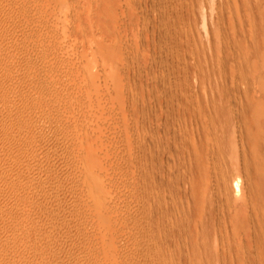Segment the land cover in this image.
I'll list each match as a JSON object with an SVG mask.
<instances>
[{"label": "rangeland", "instance_id": "rangeland-1", "mask_svg": "<svg viewBox=\"0 0 264 264\" xmlns=\"http://www.w3.org/2000/svg\"><path fill=\"white\" fill-rule=\"evenodd\" d=\"M10 1H11V3H10ZM12 1H13V3H12ZM24 1L25 0H18V2H17V0H0V2H1V5H0V17H1L0 18V33H1V35H0V37H1L0 38V42H1L0 43V47H1L0 48V51H1L0 52V78H1L0 79V89L1 90L0 91L1 92H0V94L4 91L3 94L0 95V112H1L0 113L1 114L0 115V122H3V123H0V136H1L0 137V143H2V144H0V146H1L0 147V153H1L0 157L3 155L1 157L2 159H0V166H1L0 168L3 169V170L0 169V189H1L0 190V197L2 196L0 198V201H1L0 202V205H1L0 206V214H2V212H3V214L0 215V250L2 251V252L0 251V264H9V263L10 264H142V263L143 264H147V263L148 264H152V263L153 264H159V263H156V261L155 262L150 261V263H149V259L151 258V255L153 253L152 250H154L155 251L154 253H156V249H158V247H161L160 244H162V235L160 237L159 234H161V232H160L159 228L154 229V228H157V226L153 227V228H151V227L146 228L147 233L145 234V238L147 237V234H148V237H147L148 239L144 238L143 240L145 241V243L142 244V246L145 245V248L147 246L146 251H144V249H145L144 246H143L144 249L140 246L143 249L142 251H141V248L138 246L139 244H141L139 238L142 237V234L140 232V228L138 226V214H137L138 211L140 210L139 206H141V204H140V198L141 197L140 196H139L140 198L137 197L139 195L138 187H139L140 183H143V180H144V183H146V185H149V184H147V182L150 183L151 178L154 180V183H157L160 181L161 173L167 171L166 169L168 166H166V167L163 166L164 164H166V161L163 160L164 159L163 157H166L165 159L167 160L168 153H171V154L173 153L172 155L171 154L168 155L169 159L170 158L172 159L173 156H175L177 158V156H176L177 152L180 153L179 154L180 157L182 156L184 159L185 158L188 159L189 154H191V151H192V155H193V153H194L193 149L198 148L197 146H198L199 142H200V144H201V141H203L202 143H205V144H207V143L210 144V142L214 143L213 140L216 141V139H217V138L215 139V137L222 136L223 130L225 131L223 134L232 133V135H233V132L231 129L233 126L232 122H234V124L238 123L236 125L237 129L235 128V130H233L236 134V135L234 134L235 137L238 139H240V135L242 134V132L244 133V135L246 134L245 137H247V138L248 137L252 138V136H254L255 134H256L255 136H258V135L262 134V131L264 133V130H263L264 129V127H263L264 119L262 118V117H264V115H262V117L259 116V119H256V118L254 119L253 115H248L246 113V112L250 111V110L247 111L248 106H244L245 108L242 109V111H244V114L241 116L242 111L240 113L236 112L237 110L235 109L236 108L235 105L233 107H231L234 102H232L231 105H228V102L229 101L231 102L232 99L234 98V96L239 93V92H237V90H241L244 87L250 89L256 83H257V85L254 86L255 88L253 87V90L254 89L256 90V88H257V90L262 91V89H264V71H263L264 70V0H65V1L64 0H58V1L57 0H50V1L49 0H39V1L38 0H26L25 2ZM16 5H18V6H16ZM65 5L67 6V8ZM246 5L249 7L247 8ZM13 10H15V11L13 12ZM19 11H21V12H19ZM64 13L66 14L67 17H65ZM246 13H248V14H246ZM62 15L64 16L65 19L67 18L66 22H64L65 20H64ZM239 15H240L241 19L243 18L242 20L240 19L241 22H239V20H237L240 18ZM12 17H13V20H12ZM45 17H47V18H45ZM80 17H81V19H80ZM74 18H75V20H73ZM250 18L253 21H251V20L249 21ZM16 19H17V21H16ZM82 19L84 22L82 21ZM6 20L8 22H5ZM79 20L82 21L83 23L80 22ZM89 20H90V22H87ZM234 20H236V21H234ZM62 21L64 23H66L65 25L67 27H65V25ZM75 21L79 22V23H77V25H76ZM215 21H216V24L218 26L215 24ZM14 22L16 24H14ZM218 22H220V23H218ZM221 23H222V26L220 25ZM240 23H243L242 25H245V28H244V26H240ZM6 24H7V26H6ZM233 24H236V27ZM262 24H263V26H262ZM63 25H64V27H63ZM78 25H79V27H82V28L81 29L76 28V26L78 27ZM214 25H215V28H214ZM18 26H19V28H18ZM74 26H75V28H74ZM216 26L218 28H219V26L221 27L219 29L217 28L219 34H216L218 32H214V30H213V29L216 30ZM1 27H2V30H1ZM53 27L54 28L57 27V29L58 28L61 29V30H59V32L60 33L62 32L61 33L62 35H60V33L58 32V35H59L58 36L57 31H56L57 29L56 28L54 29ZM254 27H255V29H254ZM49 28H51V29H49ZM64 28H66V32H65ZM234 28H236L237 30ZM239 28H241V30ZM17 31L18 32L20 31V32L18 33ZM48 31L51 33V35H50V33H48ZM15 32H17L18 34ZM55 32H56V34H55ZM63 32H65V36L63 35ZM220 32L221 33L223 32L224 34L223 33L222 34L225 35L226 37L223 36L222 34L220 36ZM214 33L216 34V36L218 35L216 42L218 43V41L219 42L221 41V43H223V44L220 45V43L217 44L214 41L216 39V37H214ZM52 35H53L54 39H53ZM14 36H15V38H14ZM103 36H105L104 37L105 39L102 38ZM240 36H241V38H240ZM59 37H60V40H58ZM194 37H195V39H194ZM221 37H223V38H221ZM56 38H57V40H56ZM229 38L232 39V41ZM108 39H109V41H107ZM228 39H229V41H228ZM3 40H5V41H3ZM224 40H225V43H224ZM255 40H256V42H255ZM51 41H53V42H51ZM113 41H114V43H113ZM238 41L240 43H237ZM4 42H5V44H4ZM44 42H46V43H44ZM107 42L111 45H108ZM110 42H112V43H110ZM226 42H229V43H226ZM231 42H233V43H231ZM234 42L239 44V45H237L235 43L236 49L238 47V49H237L238 52L235 49V47L233 46ZM9 43H11V44H9ZM45 44H46V46H45ZM227 44H228V46H227ZM47 45H49V47H47ZM113 45H114V48H111ZM214 45H219V46L214 47ZM231 45L233 46L232 50H231V48H232ZM11 46H13V47L11 48ZM51 46L53 47V49ZM14 47H16V48L14 49ZM108 47H109V49L111 48L110 51L112 50L111 51L112 53H113V51H115V53H113L114 55H111L109 53L110 51L108 52V50L106 49ZM19 48H20V50H17ZM47 48L50 50V51L48 50L49 52L45 51V50H47ZM218 48H220V50ZM221 48L223 51L221 50ZM227 48H230L231 52ZM62 49L64 50L63 52H62ZM104 49H105V51H107L110 54V56L112 58H110V56L107 57L108 53H105V51L102 52V50H104ZM4 50H5V52H4ZM7 50H8V52H7ZM15 50H16V52H15ZM218 50H219V52H218ZM117 51H118V53H120V55L117 54ZM215 51H217V52H215ZM233 52H234V54H233ZM5 53H7V54H5ZM40 53L42 55H40ZM52 53H54V56L51 57L50 55H53ZM55 53H56V55H55ZM103 53H105V57H107L109 60H106V58L103 57L104 56ZM236 53H237V55H236ZM243 54L247 55V59L245 56L243 57ZM29 55H31V56H29ZM47 55H49V56H47ZM13 56H15V58ZM27 56H29V57H27ZM40 56L42 57L43 60L41 59ZM57 56H58V58H57ZM113 56H115V57H113ZM119 56H121V59ZM239 56H240V58L242 57L241 60L239 59ZM117 57H119V58H117ZM16 58H17V60H16ZM56 58L59 60H57ZM44 59H45V62H48V63L43 62ZM52 59H56V60L52 61ZM110 59H113L112 61L114 63L112 61H110ZM242 59L245 61H243ZM20 60H21V62H20ZM247 60H249V61L247 62ZM3 61H4V63H3ZM11 61H13L14 63ZM17 61H18V63H17ZM238 61L240 62V64ZM6 62L7 63L9 62V63L7 64ZM49 62H51L52 64ZM59 62H61V63H59ZM63 62H64V64H63ZM241 62H242V64H241ZM245 62H246V65H245ZM19 63H20V65H19ZM32 63H33V65H32ZM109 63H110V65H108ZM237 63L239 66L237 65ZM42 64L43 65L45 64V65L43 66ZM54 64H56V65H54ZM88 64L90 66H92V68H91L92 72L91 73L93 74L95 72L94 76L92 74L90 75L89 71H86L87 70L86 66H88ZM249 64H250V66H249ZM46 65H47V67H46ZM241 65L243 66V68ZM251 65H252V68H251ZM25 66L26 67L28 66V67L26 68ZM31 66H34V67H31ZM109 66H111V67H109ZM246 67H247V69H246ZM31 68H32V70H31ZM72 68H74V69H72ZM75 68H77L78 70ZM67 69L69 72L66 71ZM241 69L244 70L245 72L244 71L242 72ZM253 69H255V70H253ZM102 70L103 71L105 70V71L103 72ZM249 70H250V72H249ZM28 71L30 73H28ZM61 71H62V73H60ZM71 71H72V73H70ZM254 71H255V73H253ZM84 72L88 73V76ZM105 72H107V73H105ZM248 72H249V74H253V78H251L252 75L249 76ZM37 73H38V75H37ZM52 73H53V75H52ZM63 73H64V75H63ZM109 73H111V74H109ZM245 73H247L248 75H245ZM17 74H18V77H17ZM54 74H55V76H54ZM254 75H255V77H254ZM9 76H11V77H9ZM60 76H63L64 80L61 79L62 77H60ZM67 76H69V77H67ZM112 76H113V78H112ZM211 76H212V78H211ZM247 76H249V78L251 80H255V82L253 81L254 84L250 79H248ZM82 77H83V79H82ZM87 77H89V78H87ZM118 77H120V78H118ZM241 77L244 79L240 80V79H242ZM31 78H33L37 83L34 82L33 79L31 80ZM22 79L25 81H23ZM87 79L89 81L91 79V82H88L89 83L88 85L86 83L88 81ZM92 79H94V80H92ZM115 79H117V80H115ZM203 79L205 80L206 84H205V82H203L204 81ZM65 80L68 81V82H66L67 84L64 82ZM245 80H246V86H245ZM20 81H21V83H20ZM104 81H106V82H104ZM118 81H119V83H118ZM208 81L210 83H208ZM242 81H244V84ZM16 82H18V83H16ZM80 82H81V84H80ZM83 82H84V84H83ZM240 82H242V83H240ZM247 82H248V84H247ZM6 83L8 85H6ZM15 83L18 85H15ZM34 83L36 84V86ZM92 83H96V85L92 84ZM107 83L111 84L112 86L108 85ZM216 83L218 84V86H215ZM4 84L6 86H4ZM23 84H25V85L23 86ZM65 84L67 86H65ZM68 84H69V86H68ZM116 84L120 88H118V87L116 88V86H117ZM202 84L207 89L206 91L204 89L205 93L203 91L204 87L202 86ZM220 84H221V86H220ZM237 84H239V85H237ZM250 84H253V85L251 86ZM92 85L94 87H92ZM114 85H115V87H114ZM207 85H208V87H206ZM236 85L238 86V89H236ZM247 85L248 86L250 85V86L247 87ZM8 86H9V90H7ZM31 86H34V87H31ZM63 86H64V88H63ZM88 86H90V87H88ZM96 86H98L99 89ZM106 86H107V88H106ZM209 86L212 89H209ZM233 86L235 87L236 91L233 90V88H234ZM239 86H240V88H239ZM17 87H19V90L17 89ZM40 87H41V90H40ZM48 87H49V91H48ZM108 87H110V88H108ZM213 87L216 89V91L214 90ZM218 87L219 88L222 87L225 89L228 88L229 90H231V92L228 90L229 93H231V94L233 93L232 95L227 94V95H229V96H227L226 93H228V91H226L225 89L223 90L221 88L223 93L220 92V95H223L224 92L226 91V93L222 97L224 98L225 96H227L226 99H229V101L227 100L228 101L227 102L228 108H226L227 107V105H226V107H225L226 109H228L229 111L230 110H236V111H232V112L230 111V113L228 112L229 115L232 114L233 112L234 113L236 112L235 114H233L234 116L232 115L233 119L235 117L234 121H233V119L231 120V117H232L231 115H230V118H229V116H227L226 118L224 117V120L222 119L223 118L222 114L223 113L226 114L228 110H224L226 112H223V113L219 112L218 115H220V116L222 115L221 117H219V118H221V120H220L218 117H216L217 115H216L215 110L212 107H210L209 104L208 105L204 104L205 106H207V108L209 106L208 109L203 105V103L208 101L207 99H205L206 96H207V98L208 97L211 98L210 93H212V94L217 93V95H219L217 90L219 91L220 89ZM180 88H182V89L180 90ZM258 88H260V89H258ZM185 89H187V90H185ZM190 89H191V91H190ZM43 90H45V91L47 90L46 91L47 93ZM101 90L103 92H101ZM107 90L108 91L110 90V92H108ZM212 90H214V93L212 92ZM253 90H252V93H253ZM11 91H12V93L9 94ZM54 91H55V93H54ZM116 91H118L119 94H118V92L116 93ZM32 92H34V93H32ZM41 92H43V93L45 92V94H43ZM165 92H168V93H165ZM181 92L184 95L186 93H189V94H186L185 97H184V95H182L183 96L182 97L180 94ZM207 92L208 93L210 92V93L208 94ZM249 92H251V91H248V93ZM172 93H174V94H172ZM234 93H236V94L234 95ZM19 94H21V95L19 96ZM50 94L53 96H51ZM108 94L111 96H108ZM115 94H118L119 97H117V95H115ZM175 94L178 96H176ZM197 94L200 96H198ZM14 95L16 97H14ZM17 95H18V97H17ZM41 95H46V97L44 98V96H41ZM63 95H65V96H63ZM188 95H189V97H188ZM241 95H243V94H241ZM241 95L238 94V97L240 98ZM254 95H255V92H254ZM68 96H69V99H68ZM167 96L169 97L168 98L169 100L166 98ZM196 96H198V98ZM236 96H235V98H236ZM243 96H245V95H243ZM172 97H174V98H172ZM178 97H179V99H178ZM190 97H191V99H190ZM65 98H67V99H65ZM89 98H92L93 100H91ZM100 98H102V99H100ZM235 98L233 99V101L235 100ZM242 98H244V97L241 96V99ZM245 98H246V96H245ZM95 99H96V101H95ZM104 99L106 102L103 101ZM21 100H22V102H21ZM89 100H91V101H89ZM166 100H167V102H166ZM170 100H171L172 104H171ZM197 100H198V102H197ZM7 101H8V103H7ZM77 101H79V102H77ZM159 101L161 103H158ZM199 101H201V102H199ZM225 101L226 100L224 98V102ZM23 102H26V103L23 104ZM52 102H54L55 104ZM193 102L195 105L192 104ZM89 103H91V104H89ZM115 103L117 104V106ZM154 103H156V104H154ZM190 103H191V105H190ZM18 104H19V106H18ZM112 104L114 106H112ZM30 105H32V106H30ZM196 105H197V107H196ZM199 105H200V107L204 106L206 108L207 114L204 112L205 109L203 110V108L202 107L200 108ZM13 106H16V107H13ZM43 106H44V108H43ZM86 106H87V108H89V110L87 108L85 110ZM193 106H195V107H193ZM23 107H24V109H23ZM91 107H93V109ZM188 107H189V110H188ZM14 108H16V109H14ZM62 108H64V109H62ZM66 108H67V110H66ZM81 108L83 109L84 112L81 111L82 110ZM165 108L168 111L167 113H166ZM194 108H195V111H194ZM1 109L3 110V112L1 111ZM4 109H5V111H4ZM18 109L21 111H19ZM29 109H30V111H29ZM32 109H34V111ZM53 109H55V110H53ZM76 109L78 111H76ZM160 109L162 111H160ZM200 109H202V110H200ZM218 109H220V108H218ZM13 110L16 112H14ZM158 110H159V113H157ZM208 110L214 112L215 114H212V112H209ZM44 111H45V113H44ZM54 111H56V112H54ZM6 112H7V114H6ZM24 112L26 115L24 114ZM89 112H91V113H89ZM160 112L161 113L163 112V113L161 114ZM68 113H69V116H68ZM75 113L76 114L80 113V114L76 115ZM155 113H157V115L161 114L160 116H162V118L164 119V121H161V123H168V124H163V125L161 124L162 126L168 125V127H170L173 125L170 128L176 129V131H177L178 137H177L176 141L174 143H171V145H170V146H172L174 144L175 147L173 145L170 148L171 150L169 152H168V149L164 148L165 151L167 150L166 153H164L165 151L163 150V144L161 145L162 149L160 148V150H161L160 151V150H158L160 147V146H158L159 143L158 142L155 143L159 139V138H157L158 135L156 134V133H158L159 129L157 128L158 125H156V117H154V116H156ZM168 113H170V114H168ZM237 113H238L239 117H238ZM245 113L248 116H250V118L245 117V115H246ZM249 113H251V111ZM166 114H168V116L169 115L170 116L168 117ZM173 114H174V116H173ZM200 114H202L204 116L207 115V116H205L206 118L205 117L202 118V115H201V118H202L201 119ZM211 114H212V116H211ZM164 115H165V117H164ZM214 115H215V117H213ZM32 116L35 118L33 119ZM82 116H84V117L81 118ZM12 117H14L13 118L14 122L12 120ZM89 117H90V119H89ZM167 117L169 119V122H168ZM212 117L214 118V124L212 122L213 121ZM237 117L240 119L242 118L243 120H246L245 123L243 122V120L236 119ZM6 118H7V120H6ZM67 118H68V120H67ZM85 118H86V120H85ZM92 118H94V119H92ZM153 118H155V119H153ZM215 118H218V119H215ZM228 118L232 122L230 121L228 123V120L226 121V119H228ZM252 118L254 119L253 121L251 120ZM260 118H262V119H260ZM174 119H175V121H174ZM178 119H180V121ZM198 119H199V121H198ZM11 120H12V122H11ZM17 120H18V122H17ZM165 120H167V121L165 122ZM186 120L189 122V127L190 126L192 127V125H193L192 128L194 131H195V129H197V127L195 128V126H194L197 123H199V124H197L199 126L202 123L201 124L202 126L198 127V129L194 132L191 127H190L191 129L188 127V125H187L188 123ZM207 120H209V121H207ZM217 120L218 121L220 120V122L216 123ZM256 120H258V121H256ZM259 120H263L262 121L263 123ZM34 121H36V122L34 123ZM59 121H61V122L59 123ZM86 121H88V122L86 123ZM191 121H192V123H191ZM22 122L24 123V125ZM37 122H39V123H37ZM92 122H93V124H92ZM170 122H172V123H170ZM203 122H204V125L208 124V123H209V125H208V127H207V125H205L207 128L205 127L203 129H201V127H204ZM221 122H224V124ZM247 122H248V124H246ZM259 122H261L263 125ZM16 123H17V125H16ZM33 123H34V125H33ZM176 123H177V125H176ZM215 123H216L217 127H216ZM220 123L222 124V126ZM231 123H232V125H231ZM239 123H242L244 126H242ZM10 124H12V125H10ZM28 124H30V125H28ZM180 124H181V129L179 130ZM210 124H211V126H210ZM225 124H226V126H225ZM258 124H261V125L258 126ZM227 125H229V127H227ZM239 125L242 127L240 128ZM245 125H247V126H245ZM36 126H38V127H36ZM52 126L54 128H52ZM223 126L227 127V128L223 129L224 128ZM237 126H239V127H237ZM261 126H262V128H261ZM2 127H4L5 129ZM8 127L10 129V132L8 131L9 130ZM18 127H20L21 129ZM209 127H211L212 130ZM220 127H222V129ZM234 127H235V125H234ZM152 128L153 129L156 128V129L153 130ZM213 128H215V129H213ZM218 128H220L221 131ZM228 128H229L228 131H230V133H228L226 131V129H228ZM242 128H244V129H242ZM15 129L18 131H16ZM239 129H240V132H239ZM44 130H45V132H44ZM144 130H147V131L144 132ZM151 130H153V132H151ZM155 130H156V132H155ZM182 130H183V132H181ZM198 130L200 131V133ZM214 130H216V133H213V132H215ZM217 130H219V131H217ZM48 131H50V132H48ZM236 131H237V133H236ZM4 132L6 133V136H5ZM8 132H9V134H8ZM217 132H219V135H217L218 134ZM15 133H16V135H15ZM152 133H153V135H152ZM210 133L215 134V135H211ZM26 134H27V136H26ZM227 134H226V136H227ZM250 134H251V136H250ZM9 135H10V137H9ZM12 135L15 138L12 137ZM53 135H54V137H53ZM140 135H142V136L144 135V137H142ZM232 135H229L228 138H230V136L232 137ZM4 136H5V138H4ZM193 136H195V137H193ZM12 138L15 140H13ZM141 138L143 140H141ZM145 139H146V141H145ZM197 139H199V140H197ZM196 140H197V142L198 141L199 142L197 143ZM253 140H255V138H253ZM141 141L143 142V145L146 148V150H145L146 155H145L144 160H143L144 156L143 157L137 156L139 154L138 148L140 145L139 143H141ZM145 142L147 143V145ZM178 142H179V144H178ZM256 142H258V141L256 140ZM152 143H153V146H152ZM154 143H155V145H154ZM182 144H184V146ZM4 145H6V146H4ZM187 146H188V148H187ZM150 147H152L153 150H151ZM184 147L186 148V150ZM255 147H256V144H255ZM178 148H180V149L178 150ZM5 151H6V153H5ZM154 151H155V153H153ZM46 152H47V154H46ZM137 152H138V154H137ZM15 153H17V154H15ZM5 154H6V156H5ZM152 154H155V155L153 156ZM147 155H148V157H147ZM235 155H236V153H235ZM139 157H140V160H139ZM235 157L236 156H234V154L231 157L232 159L230 157L229 158L227 157L228 158L227 160L229 161V165L227 164L228 162H225V164H224L223 161H222V165H225L226 167H228V166L232 167V165L234 164L232 162V160ZM37 158H39V159H37ZM91 158H93V161ZM176 158H175V160H176ZM18 159H19V162H18ZM161 159L163 161H165L162 164L164 169L166 168L165 171L161 170L162 167L160 166L161 165L160 163L163 162V161L161 162ZM237 159H238V161H237ZM237 159L235 161H237L238 164H239V162H242L241 156H240V160H239V158H237ZM5 160H6V162H5ZM11 160H12V162H11ZM37 160L38 161L40 160V161L38 162ZM141 160L144 162H142ZM230 160H231L232 164H231ZM14 161H16L18 163L14 162ZM149 161H150V163L152 162L153 165L148 163ZM97 162H99V163H97ZM141 162L144 164H146V163L150 164L151 168H150V165H148V164H147L148 166L146 165L147 167H149L150 171L148 169V170H146L147 172H145V173L143 172L144 174L143 173L141 174L140 169H139L140 166H138L139 163H141ZM2 163L5 164V165L3 164L4 167H3ZM10 163H11V165H10ZM12 163H14V164H12ZM46 163H47V165H46ZM236 163L233 166L238 167V165ZM89 164L91 165L90 167H89ZM66 165H68V166H66ZM69 166H71V167H69ZM225 166H222V167H225ZM10 167L13 169H11ZM52 168H54V169H52ZM92 168H94V169H92ZM251 168H253V166ZM5 169L8 171H5ZM9 169H11V170H9ZM145 169H147V168H145ZM220 169H222V168L220 167ZM93 170H95V171H93ZM2 171H3V173H2ZM9 171H11V172H9ZM222 171H225V168ZM32 172H35V173H32ZM87 172H89L88 173L89 175L91 172L94 174L90 175L91 176L90 177L87 174ZM29 173H31V175ZM95 176L99 181L101 180L100 184L102 183L101 184L102 187L100 186V191H101V188H104L100 194L102 196L104 195L103 200L105 202L103 200L100 201L102 197L101 198L99 197L100 199L98 200L99 202L104 203L102 205V209H101V203L98 204L99 202L96 201V202H98L97 206H96L95 201H93V198L96 199V193H94L95 192L94 181L92 184L91 181L87 182V180H83L85 178L92 180V177H93L94 178L93 180L97 181ZM175 177H176V181L179 180L178 183H180L182 180L184 181V183H187V181H189V183H187V185L184 184L183 181L180 183V188L183 186V189H184V191L182 193L183 189L181 188L180 195L182 196V194H183L185 196V194H186V196L189 197V198L187 197V199H191V200H192L193 196L191 197L190 195L187 194V192L191 193L193 195V193L191 191H193V189H195L194 191H195L196 195L202 196V191L204 192L207 189L206 186L213 184V182L210 183L211 179L209 181V180H207L206 177L205 178L203 177L204 180H202V178H201V180H200V178H196V181H197L195 183L196 185H194V187H192L189 178L186 177V179H188L186 181L185 176L182 175V178H181V176H179L181 178V181H180L179 177H177V176H175ZM3 179H4L6 184L4 183ZM49 179H50V181H49ZM158 179H159V181H158ZM53 181H54V183H53ZM85 181H86V184H85ZM140 181H142V182H140ZM242 181H243L242 187L243 186L244 187L241 190L244 192L245 190L247 191L248 185L245 182L246 181L245 179H243ZM182 183H183V185H182ZM159 184H160L159 187H157V189H155L156 192L155 191L153 192L154 194H156L157 192L162 193L164 191V190L162 191L161 188L164 189V187L166 185L165 182H164V184H162L163 186L161 185V182ZM69 185H70V187H69ZM156 185H158V184H156ZM203 186H204V188H203ZM210 186L212 187V185H210ZM227 186L228 187L226 188V192L230 190V193H233V191H231V190H233V183L231 180L228 182ZM91 188H93L94 191ZM158 188H159V190H158ZM165 188H167V187H165ZM186 188L188 190H186ZM190 188L192 190H189ZM106 189H108V190H106ZM185 191H186V193H185ZM158 193H157V195H160V193L159 194ZM148 194H149V192H148ZM91 196H95V197H91ZM181 196H180V198H181ZM148 197L145 199L150 200V198L148 199ZM187 199H185V203H187V201H188ZM183 200H184V198H183ZM183 200H181V201H182V205L184 206L185 204L183 203ZM259 201L257 200L256 202L259 203ZM15 202H16V205H15ZM148 202L149 201H147V203H146L147 206H149ZM137 203H139V204H137ZM182 205L180 204V206H182ZM192 205H193L192 206L193 215L195 217H193L194 220H192V221L194 223L192 222L191 227L192 226L194 227V224L196 226L194 228L192 227V229L190 227V230H187V229H185V230H187L189 232L188 235H191V234L194 235L195 234V236H197V228H199V225H201L202 223L200 224L198 222V221H200V214L197 211L194 204H192ZM98 206L100 207L101 211L103 210L102 212H99L100 209ZM172 206L170 205L169 207L172 208ZM185 206H187V204ZM12 207H13V209H12ZM60 207H62L63 209ZM103 207H105V208H103ZM171 208H169V209L167 208L169 211L166 210L165 208L164 209L168 213L171 211L173 213V208H172V210H170ZM3 209H5V210H3ZM39 209H41V210H39ZM64 209H66V210H64ZM97 209H98V211H97ZM194 210H195V212H194ZM9 211H10V213H9ZM17 211H18V214H17ZM57 211H58V213H57ZM104 211H105V213H104ZM190 211H192V210H190ZM36 212H38V213H36ZM194 213H196V214H194ZM32 214L34 216L36 215L37 217L35 216L36 217L35 218ZM57 214H58V216H57ZM60 214H61V216H60ZM156 214H154V215L157 217ZM193 215H191V218ZM23 216H24V218H23ZM158 216H160V215H158ZM53 217L54 218L56 217V218L54 219ZM70 217H72L73 219ZM21 218L23 219V221ZM206 218L207 219L203 223L207 224L206 225L207 227H208V224L211 225L210 222L214 223L213 220H215V224H217L218 219L216 218V216L214 217V219H212L213 217H211V216L210 217L208 216ZM8 219H9V221H8ZM15 219H16V221H15ZM20 219H21V221H20ZM195 219H196V221H195ZM33 220H34V223L32 222ZM209 220H212V221H209ZM13 221H15V222H13ZM1 222H2V224H1ZM3 222L4 223L6 222L7 224L9 223L10 227H9V225L7 226L6 223H5L6 224L5 225ZM206 222H209V223H206ZM198 223H199V225H198ZM19 225H20V227L18 228ZM15 226H16V228H15ZM187 227L188 226H186V228ZM211 227H212V225H211ZM7 228L9 231H7ZM138 228H139V230H138ZM148 229H149V231H148ZM56 230H57V232H56ZM153 230L155 233L153 232ZM156 230H158V231H156ZM193 230H195L194 233H193ZM137 233L138 234L140 233V234L137 235ZM1 234H3V235H1ZM152 234H154V235L152 236ZM197 238H198V236H197ZM153 240H156V241L154 242ZM137 241H139V242H137ZM18 242L19 243L22 242V243L19 244ZM156 242H158V243L156 244ZM133 244H135V245H133ZM136 244H137V246H136ZM168 244H169V242H167L165 245L164 250H166V251L162 250L163 253L166 252L167 254H169L171 251L170 254H173L175 252L174 254L178 255V251H180V250L182 251V247H183L182 243L179 244L181 246L180 247V246H178V243H176L177 245H175L174 242H171L169 245L171 247L170 251L168 250V249H170V247L167 246ZM152 245H153V249L152 248L150 249V246L152 247ZM154 246H156V249L154 248ZM177 246H178V250L176 249ZM138 248H140V250ZM173 248L175 249L174 252H173ZM14 250H15V252H14ZM46 250H47V252H46ZM176 250H177V252H176ZM181 251L179 252L180 255L181 254L184 255L185 253H183V252L181 253ZM183 251H184V247H183ZM143 252H144V254H143ZM149 252L150 253L152 252L151 255H149L150 254ZM12 253H13V255H12ZM45 253H47V254L45 255ZM70 253H72V254H70ZM145 253H146V255H145ZM142 254H143V256H142ZM167 254H165V255H167ZM16 255H17V257H16ZM7 256H8V258L9 257L10 258L8 259ZM147 256H149L150 258H148ZM196 257H191L192 259H190V257H189L188 260L186 259V261L188 263H186V261H184L182 259L180 261V263H178V264H190V263L192 264V262H195L194 259H196ZM185 258H186V256H185ZM192 260H194V261H192ZM199 260H201V259H199V258L196 259V261H199ZM182 262H184V263H182ZM200 262H198V263L195 262V264H201ZM203 262L204 263H202V264L208 263L206 261H203ZM263 262H264V260L262 261V263L259 262L258 264H264ZM255 263L257 264V262H255ZM255 263L253 262L251 264H255Z\"/></svg>", "mask_w": 264, "mask_h": 264}, {"label": "bare ground", "instance_id": "bare-ground-1", "mask_svg": "<svg viewBox=\"0 0 264 264\" xmlns=\"http://www.w3.org/2000/svg\"><path fill=\"white\" fill-rule=\"evenodd\" d=\"M26 1V0H25ZM24 1V2H25ZM39 1V0H38ZM50 1V0H49ZM58 1V0H57ZM65 1V0H64ZM6 2V1H5ZM15 2V1H14ZM17 2H18V0H17ZM56 2V1H55ZM240 2V1H239ZM238 2V3H239ZM10 3H11V1H10ZM12 3H13V1H12ZM37 3V2H36ZM107 3V2H106ZM247 3V2H246ZM249 3V2H248ZM6 4V3H5ZM9 4V3H8ZM17 4V3H16ZM19 4V3H18ZM41 4V3H40ZM44 4V3H43ZM48 4V3H47ZM58 4V3H57ZM99 4V3H98ZM231 4V3H230ZM241 4V3H240ZM0 5H1V2H0ZM67 5V4H66ZM65 5V6H66ZM114 5V4H113ZM245 5V4H244ZM7 6V5H6ZM12 6V5H11ZM16 6H18V5H16ZM20 6V5H19ZM28 6V5H27ZM30 6V5H29ZM39 6V5H38ZM52 6V5H51ZM116 6V5H115ZM233 6V5H232ZM247 6V5H246ZM3 7V6H2ZM15 7V6H14ZM47 7V6H46ZM63 7V6H62ZM237 7V6H236ZM240 7V6H239ZM249 6H247V8H248ZM18 8V7H17ZM22 8V7H21ZM28 8V7H27ZM48 8V7H47ZM66 8H67V6H66ZM109 8V7H108ZM13 9V8H12ZM32 9V8H31ZM49 9V8H48ZM62 9V8H61ZM20 10V9H19ZM71 10V9H70ZM224 10V9H223ZM15 10H13V12H14ZM239 11V10H238ZM19 12H21V11H19ZM81 12V11H80ZM250 12V11H249ZM12 13V12H11ZM25 13V12H24ZM33 13V12H32ZM47 13V12H46ZM62 13V12H61ZM70 13V12H69ZM8 14V13H7ZM30 14V13H29ZM222 14V13H221ZM246 14H248V13H246ZM5 15V14H4ZM11 15V14H10ZM9 15V16H10ZM61 15V14H60ZM64 15H65V17H67L66 16V14L64 13ZM82 15V14H81ZM242 15V14H241ZM8 16V15H7ZM29 16V15H28ZM63 16V15H62ZM70 16V15H69ZM89 16V15H88ZM250 16V15H249ZM262 16V15H261ZM3 17V16H2ZM6 17V16H5ZM37 17V16H36ZM35 17V18H36ZM56 17V16H55ZM82 17V16H81ZM81 17H80V19H81ZM218 17V16H217ZM239 17H240V15H239ZM244 17V16H243ZM256 17V16H255ZM254 17V18H255ZM258 17V16H257ZM1 18V17H0ZM9 18V17H8ZM29 18V17H28ZM39 18V17H38ZM45 18H47V17H45ZM63 18H64V16H63ZM84 18V17H83ZM220 18V17H219ZM246 18V17H245ZM10 19V18H9ZM59 19V18H58ZM67 19V18H66ZM65 18H64V22H66L67 20H66ZM77 19V18H76ZM240 19H241V17L239 18V19H237V20H239V22H241L240 21ZM243 19V18H242ZM241 19V20H242ZM248 19V18H247ZM12 20H13V17H12ZM33 20V19H32ZM62 20V19H61ZM73 20H75V18L73 19ZM223 20V19H222ZM253 21L251 18L249 19V21ZM10 21V20H9ZM16 21H17V19H16ZM59 21V20H58ZM78 21V20H77ZM80 21V20H79ZM82 21H83V19H82ZM82 21H80V22H82ZM100 21V20H99ZM206 21V20H205ZM218 21V20H217ZM221 21V20H220ZM234 21H236V20H234ZM244 21V20H243ZM242 21V22H243ZM5 22H8L7 20L5 21ZM35 22V21H34ZM37 22V21H36ZM51 22V21H50ZM60 22V21H59ZM58 22V23H59ZM63 22V21H62ZM63 22V23H64ZM71 22V21H70ZM74 22V21H73ZM76 22V21H75ZM84 22V21H83ZM82 22V23H83ZM87 22H90V20L89 21H87ZM97 22V21H96ZM224 22V21H223ZM232 22V21H231ZM246 22V21H245ZM261 22V21H260ZM77 23H79V22H76V25H77ZM206 23V22H205ZM218 23H220V22H218ZM244 23V22H243ZM243 23H240V26H244V28H245V25H242ZM3 24V23H2ZM5 24V23H4ZM10 24V23H9ZM14 24H16L15 22H14ZM42 24V23H41ZM46 24V23H45ZM60 24V23H59ZM58 24V25H59ZM66 23H64V25H65ZM81 24V23H80ZM215 24H216V21H215ZM224 24V23H223ZM44 25V24H43ZM51 25V24H50ZM57 25V24H56ZM64 25H63V27H64ZM213 25V24H212ZM217 25V24H216ZM221 26H222V23L220 24ZM228 25V24H227ZM226 25V26H227ZM235 27H236V24H233ZM238 25V24H237ZM259 25V24H258ZM6 26H7V24H6ZM48 26V25H47ZM71 26V25H70ZM85 26V25H84ZM218 26V25H217ZM216 26V30L215 29H213L214 30V32H218V29L219 28H221L220 26H219V28ZM254 26V25H253ZM262 26H263V24H262ZM5 27V26H4ZM9 27V26H8ZM13 27V26H12ZM21 27V26H20ZM32 27V26H31ZM42 27V26H41ZM52 27V26H51ZM65 27H67L66 25H65ZM72 27V26H71ZM87 27V26H86ZM100 27V26H99ZM225 27V26H224ZM17 28V27H16ZM18 28H19V26H18ZM33 28V27H32ZM54 28V27H53ZM56 29H57V27H55ZM54 28V29H55ZM74 28H75V26H74ZM76 28H82V27H79V25H78V27L76 26ZM206 28V27H205ZM214 28H215V25H214ZM218 28V29H217ZM242 28V27H241ZM241 28H239L240 30H241ZM247 28V27H246ZM11 29V28H10ZM42 29V28H41ZM49 29H51V28H49ZM65 29V32H66V28H64ZM87 29V28H86ZM225 29V28H224ZM234 29H236V28H234ZM253 29V28H252ZM254 29H255V27H254ZM253 29V30H254ZM1 30H2V27H1ZM7 30V29H6ZM19 30V29H18ZM29 30V29H28ZM32 30V29H31ZM35 30V29H34ZM59 30H61V29H57L56 31H57V35H58V32H59ZM74 30V29H73ZM85 30V29H84ZM226 30V29H225ZM237 30V29H236ZM246 30V29H245ZM9 31V30H8ZM15 31V30H14ZM110 31V30H109ZM220 31V30H219ZM235 31V30H234ZM12 32V31H11ZM18 32V31H17ZM17 32H15V33H17ZM20 32V31H19ZM18 32V33H19ZM23 32V31H22ZM52 32V31H51ZM65 32H63V35L65 36ZM74 32V31H73ZM105 32V31H104ZM4 33V32H3ZM17 33V34H18ZM48 33H50L49 31H48ZM60 33V32H59ZM62 33V32H61ZM60 33V35H62ZM69 33V32H68ZM213 33V32H212ZM223 33V32H222ZM221 32H220V36H221V34H222ZM238 33V32H237ZM253 33V32H252ZM10 34V33H9ZM53 34V33H52ZM55 34H56V32H55ZM209 34V33H208ZM216 34H219V32L218 33H216ZM216 34L214 33V37H216V39L214 40L215 42L217 41V36H216ZM224 34V33H223ZM222 34V35H223ZM0 35H1V33H0ZM3 35V34H2ZM15 35V34H14ZM24 35V34H23ZM33 35V34H32ZM50 35H51V33H50ZM56 35V36H57ZM67 35V34H66ZM77 35V34H76ZM251 35V34H250ZM59 36V35H58ZM63 36V37H64ZM88 36V35H87ZM95 36V35H94ZM169 36V35H168ZM219 36V37H220ZM223 36H225V35H223ZM239 36V35H238ZM242 36V35H241ZM241 36H240V38H241ZM52 37H53V35H52ZM61 37V36H60ZM60 37H59V39L58 40H60ZM62 37V38H63ZM96 37V36H95ZM101 37V36H100ZM105 36H103L102 38H104ZM209 37V36H208ZM218 37V38H219ZM226 37V36H225ZM224 37V38H225ZM245 37V36H244ZM1 38V37H0ZM3 38V37H2ZM5 38V37H4ZM14 38H15V36H14ZM47 38V37H46ZM202 38V37H201ZM221 38H223V37H221ZM220 38V39H221ZM238 38V37H237ZM252 38V37H251ZM53 39H54V37H53ZM52 39V40H53ZM93 39V38H92ZM105 39V38H104ZM194 39H195V37H194ZM210 39V38H209ZM230 39V38H229ZM229 39H228V41H229ZM244 39V38H243ZM255 39V38H254ZM259 39V38H258ZM9 40V39H8ZM7 40V41H8ZM18 40V39H17ZM22 40V39H21ZM25 40V39H24ZM27 40V39H26ZM56 40H57V38H56ZM55 40V41H56ZM174 40V39H173ZM231 41H232V39H230ZM239 40V39H238ZM250 40V39H249ZM3 41H5V40H3ZM49 41V40H48ZM102 41V40H101ZM106 41V40H105ZM107 41H109V39L107 40ZM198 41V40H197ZM210 41V40H209ZM235 41V40H234ZM51 42H53V41H51ZM50 42V43H51ZM59 42V41H58ZM95 42V41H94ZM255 42H256V40H255ZM254 42V43H255ZM1 43V42H0ZM44 43H46V42H44ZM49 43V42H48ZM56 43V42H55ZM99 43V42H98ZM102 43V42H101ZM108 43V42H107ZM106 43V44H107ZM110 43H112V42H110ZM113 43H114V41H113ZM217 43V42H216ZM218 43H220V45L221 44H223V43H221V41L219 42L218 41ZM217 43V44H218ZM224 43H225V40H224ZM226 43H229V42H226ZM231 43H233V42H231ZM235 43L236 42H234V47L236 46L235 45ZM237 43H240L239 41L237 42ZM236 43V44H237ZM246 43V42H245ZM4 44H5V42H4ZM9 44H11V43H9ZM15 44V43H14ZM23 44V43H22ZM52 44V43H51ZM50 44V45H51ZM77 44V43H76ZM7 45V44H6ZM13 45V44H12ZM53 45V44H52ZM108 45H111V44H109L108 43ZM119 45V44H118ZM226 45V44H225ZM230 45V44H229ZM231 45V46H232ZM237 45H239V44H237ZM261 45V44H260ZM10 46V45H9ZM14 46V45H13ZM13 46H11V48L13 47ZM18 46V45H17ZM45 46H46V44H45ZM68 46V45H67ZM217 47V46H219V45H214V47ZM227 46H228V44H227ZM233 46H232V48H231V50L233 49ZM246 46V45H245ZM42 47V46H41ZM47 47H49V45H47ZM52 47V46H51ZM103 47V46H102ZM211 47V46H210ZM1 48V47H0ZM4 48V47H3ZM16 47H14V49H15ZM18 48V47H17ZM111 48H114V45L111 47ZM110 48V49H111ZM223 48V47H222ZM222 48H221V50H222ZM225 48V47H224ZM13 49V50H14ZM23 49V48H22ZM52 49H53V47H52ZM107 50H108V52L110 51V49H109V47L108 48H106ZM219 50H220V48H218ZM227 49H229L230 50V48H227ZM235 49H236V47H235ZM237 49H238V47H237ZM236 49V50H237ZM250 49V48H249ZM3 50V49H2ZM17 50H20V48L19 49H17ZM49 49L47 48V50H45V51H48ZM118 50V49H117ZM187 50V49H186ZM219 50H218V52H219ZM225 50V49H224ZM231 50H230V52H231ZM11 51V50H10ZM24 51V50H23ZM40 51V50H39ZM50 51V50H49ZM48 51V52H49ZM64 50L62 49V52H63ZM105 51V49L104 50H102V52H104ZM112 51V50H111ZM109 52L111 55H114L113 53H115V51H113V53L112 52ZM177 51V50H176ZM223 51V50H222ZM1 52V51H0ZM3 52V51H2ZM4 52H5V50H4ZM7 52H8V50H7ZM12 52V51H11ZM10 52V53H11ZM15 52H16V50H15ZM22 52V51H21ZM20 52V53H21ZM25 52V51H24ZM23 52V53H24ZM59 52V51H58ZM66 52V51H65ZM107 51H105V53H108ZM214 52V51H213ZM215 52H217V51H215ZM228 52V51H227ZM226 52V53H227ZM237 52H238V50H237ZM250 52V51H249ZM256 52V51H255ZM19 53V54H20ZM22 53V54H23ZM44 53V52H43ZM75 53V52H74ZM105 53H103L104 54V58H106V60H109L107 57L108 56H110V54L108 53L107 54V57H105ZM241 53V52H240ZM244 53V52H243ZM5 54H7V53H5ZM35 54V53H34ZM45 54V53H44ZM53 55H50L51 57L52 56H54V53H52ZM64 54V53H63ZM117 54H119L120 55V53H118V51H117ZM201 54V53H200ZM233 54H234V52H233ZM15 55V54H14ZM40 55H42L41 53H40ZM49 55H47V56H49ZM55 55H56V53H55ZM61 55V54H60ZM208 55V54H207ZM236 55H237V53H236ZM29 56H31V55H29ZM29 56H27V57H29ZM38 56V55H37ZM45 56V55H44ZM68 56V55H67ZM246 57V59H247V55H245V54H243V57ZM14 58H15V56H13ZM17 57V56H16ZM41 57V56H40ZM95 57V56H94ZM113 57H115V56H113ZM120 57V59H121V56H119ZM119 57H117V58H119ZM263 57V56H262ZM7 58V57H6ZM25 58V57H24ZM44 58V57H43ZM48 58V57H47ZM57 58H58V56H57ZM56 58V59H57ZM63 58V57H62ZM102 58V57H101ZM110 58H112L111 56H110ZM237 58V57H236ZM242 58V57H241ZM241 58H240V56H239V59L241 60ZM11 59V58H10ZM20 59V58H19ZM27 59V58H26ZM37 59V58H36ZM41 59H42V57H41ZM40 59V60H41ZM46 59V58H45ZM45 59H44V61L43 62H45ZM56 59H52V61L53 60H56ZM252 59V58H251ZM14 60V59H13ZM16 60H17V58H16ZM15 60V61H16ZM43 60V59H42ZM57 60H59V59H57ZM105 60V59H104ZM113 59H110V61H112ZM119 60V59H118ZM117 60V61H118ZM208 60V59H207ZM243 60V59H242ZM7 61V60H6ZM9 61V60H8ZM35 61V60H34ZM62 61V60H61ZM225 61V60H224ZM236 61V60H235ZM243 61H245V60H243ZM249 60H247V62H248ZM10 62V61H9ZM8 62V63H9ZM11 62H13V61H11ZM20 62H21V60H20ZM57 62V61H56ZM94 62V61H93ZM105 62V61H104ZM113 62V61H112ZM201 62V61H200ZM239 62V61H238ZM259 62V61H258ZM3 63H4V61H3ZM7 63V62H6ZM7 63V64H8ZM14 63V62H13ZM16 63V62H15ZM17 63H18V61H17ZM24 63V62H23ZM45 63H48V62H45ZM49 63H51V62H49ZM59 63H61V62H59ZM96 63V62H95ZM114 63V62H113ZM198 63V62H197ZM244 63V62H243ZM250 63V62H249ZM30 64V63H29ZM28 64V65H29ZM52 64V63H51ZM63 64H64V62H63ZM98 64V63H97ZM205 64V63H204ZM223 64V63H222ZM226 64V63H225ZM232 64V63H231ZM239 64H240V62H239ZM241 64H242V62H241ZM6 65V64H5ZM19 65H20V63H19ZM27 65V64H26ZM32 65H33V63H32ZM43 65V64H42ZM45 65V64H44ZM43 65V66H44ZM54 65H56V64H54ZM92 65V64H91ZM108 65H110V63L108 64ZM202 65V64H201ZM230 65V64H229ZM237 65H238V63H237ZM245 65H246V62H245ZM244 65V66H245ZM7 66V65H6ZM49 66V65H48ZM51 66V65H50ZM71 66V65H70ZM86 66V65H85ZM84 66V67H85ZM95 66V65H94ZM98 66V65H97ZM196 66V65H195ZM239 66V65H238ZM242 66V65H241ZM240 66V67H241ZM249 66H250V64H249ZM23 67V66H22ZM26 67V66H25ZM28 67V66H27ZM26 67V68H27ZM31 67H34V66H31ZM46 67H47V65H46ZM45 67V68H46ZM52 67V66H51ZM67 67V66H66ZM87 67V70L86 71H89V74L91 75L92 73V70H91V68H92V66H90L89 64H88V66H86ZM85 67V68H86ZM109 67H111V66H109ZM199 67V66H198ZM197 67V68H198ZM205 67V66H204ZM225 67V66H224ZM223 67V68H224ZM25 68V69H26ZM39 68V67H38ZM57 68V67H56ZM108 68V67H107ZM116 68V67H115ZM196 68V67H195ZM242 68H243V66H242ZM251 68H252V65H251ZM259 68V67H258ZM30 69V68H29ZM58 69V68H57ZM72 69H74V68H72ZM71 69V70H72ZM75 69H77V68H75ZM106 69V68H105ZM200 69V68H199ZM245 69V68H244ZM246 69H247V67H246ZM249 69V68H248ZM16 70V69H15ZM31 70H32V68H31ZM44 70V69H43ZM50 70V69H49ZM63 70V69H62ZM78 70V69H77ZM83 70V69H82ZM101 70V69H100ZM242 70V69H241ZM240 70V71H241ZM253 70H255V69H253ZM260 70V69H259ZM258 70V71H259ZM39 71V70H38ZM42 71V70H41ZM58 71V70H57ZM60 71V70H59ZM66 71H68V69L66 70ZM85 71V70H84ZM103 71V70H102ZM105 71V70H104ZM103 71V72H104ZM107 71V70H106ZM115 71V70H114ZM201 71V70H200ZM244 70H242V72H243ZM248 71V70H247ZM246 71V72H247ZM264 71V70H263ZM16 72V71H15ZM32 72V71H31ZM44 72V71H43ZM52 72V71H51ZM64 72V71H63ZM69 72V71H68ZM82 72V71H81ZM196 72V71H195ZM241 72V73H242ZM245 72V71H244ZM249 72H250V70H249ZM249 72H248V74H249ZM17 73V72H16ZM28 73H30L29 71H28ZM34 73V72H33ZM39 73V72H38ZM38 73H37V75H38ZM56 73V72H55ZM60 73H62V71L60 72ZM67 73V72H66ZM65 73V74H66ZM70 73H72V71L70 72ZM80 73V72H79ZM85 73V72H84ZM95 73V72H94ZM94 73L92 74L93 76H94ZM105 73H107V72H105ZM116 73V72H115ZM193 73V72H192ZM253 73H255V71L253 72ZM32 74V73H31ZM48 74V73H47ZM83 74V73H82ZM85 74H87V76H88V73H85ZM104 74V73H103ZM109 74H111V73H109ZM108 74V75H109ZM114 74V73H113ZM240 74V73H239ZM243 74V73H242ZM241 74V75H242ZM247 73H245V75H248ZM10 75V74H9ZM33 75V74H32ZM52 75H53V73H52ZM57 75V74H56ZM59 75V74H58ZM63 75H64V73H63ZM115 75V74H114ZM117 75V74H116ZM119 75V74H118ZM213 75V74H212ZM237 75V74H236ZM250 75H252V77L251 78H253V74H249V76ZM256 75V74H255ZM255 75H254V77H255ZM23 76V75H22ZM26 76V75H25ZM31 76V75H30ZM54 76H55V74H54ZM74 76V75H73ZM196 76V75H195ZM239 76V75H238ZM249 76H247L248 77V79H250L249 78ZM9 77H11V76H9ZM17 77H18V74H17ZM38 77V76H37ZM60 77H62L61 79H63V76H60ZM67 77H69V76H67ZM90 77V76H89ZM89 77H87V78H89ZM92 77V76H91ZM110 77V76H109ZM115 77V76H114ZM244 77V76H243ZM257 77V76H256ZM20 78V77H19ZM29 78V77H28ZM35 78V77H34ZM43 78V77H42ZM58 78V77H57ZM71 78V77H70ZM97 78V77H96ZM95 78V79H96ZM112 78H113V76H112ZM118 78H120V77H118ZM211 78H212V76H211ZM242 78V77H241ZM245 78V77H244ZM244 78H242V79H240V80H243ZM1 79V78H0ZM10 79V78H9ZM16 79V78H15ZM33 78H31V80H32ZM82 79H83V77H82ZM107 79V78H106ZM218 79V78H217ZM255 79V78H254ZM3 80V79H2ZM5 80V79H4ZM17 80V79H16ZM23 80V79H22ZM34 80V79H33ZM64 80V79H63ZM74 80V79H73ZM85 80V79H84ZM88 80V79H87ZM92 80H94V79H92ZM110 80V79H109ZM115 80H117V79H115ZM204 80V79H203ZM211 80V79H210ZM220 80V79H219ZM239 80V81H240ZM251 80V79H250ZM23 81H25V80H23ZM29 81V80H28ZM44 81V80H43ZM58 81V80H57ZM78 81V80H77ZM76 81V82H77ZM97 81V80H96ZM215 81V80H214ZM222 81V80H221ZM252 82L254 81L255 82V80H251ZM12 82V81H11ZM30 82V81H29ZM34 82H36L35 80H34ZM41 82V81H40ZM65 83L66 82H68V81H64ZM79 82V81H78ZM82 82V81H81ZM81 82H80V84H81ZM88 82H91V79H90V81L88 80L86 83H87V85L89 84ZM104 82H106V81H104ZM112 82V81H111ZM203 82H205V80L203 81ZM220 82V81H219ZM224 82V81H223ZM243 82V84H244V81H242ZM242 82H240V83H242ZM254 82H253V84H254ZM16 83H18V82H16ZM15 83V85H18V84H16ZM20 83H21V81H20ZM27 83V82H26ZM37 83V82H36ZM114 83V82H113ZM116 83V82H115ZM118 83H119V81H118ZM117 83V84H118ZM171 83V82H170ZM208 83H210L209 81H208ZM213 83V82H212ZM250 83V82H249ZM14 84V83H13ZM35 84V83H34ZM57 84V83H56ZM67 84V83H66ZM65 84V86H67ZM83 84H84V82H83ZM92 84H95L96 85V83H92ZM98 84V83H97ZM108 85H111V84H109V83H107ZM116 84V85H117ZM205 84H206V82H205ZM217 84V83H216ZM215 84V86H218V84L216 85ZM230 84V83H229ZM247 84H248V82H247ZM253 84H250L251 86L253 85ZM6 85H8L7 83H6ZM5 84H4V86H6ZM25 84H23V86H24ZM27 85V84H26ZM38 85V84H37ZM41 85V84H40ZM211 85V84H210ZM237 85H239V84H237ZM236 85V89H238V86ZM249 85V86H250ZM255 85H257V83L255 84ZM254 85V86H255ZM3 86V85H2ZM1 86V87H2ZM10 86V85H9ZM9 86H8V89L7 90H9ZM21 86V85H20ZM35 86H36V84H35ZM42 86V85H41ZM45 86V85H44ZM68 86H69V84H68ZM86 86V85H85ZM112 86V85H111ZM202 86L204 87V85L202 84ZM220 86H221V84H220ZM229 86V85H228ZM243 86V85H242ZM245 86H246V80H245ZM248 85H247V87H249ZM253 86V87H254ZM262 86V85H261ZM14 87V86H13ZM30 87V86H29ZM31 87H34V86H31ZM39 87V86H38ZM55 87V86H54ZM81 87V86H80ZM83 87V86H82ZM87 87V86H86ZM88 87H90V86H88ZM92 87H94L93 85H92ZM96 87H98V86H96ZM95 87V88H96ZM114 87H115V85H114ZM118 87V85L116 86V88ZM206 87H208V85L206 86ZM234 87V86H233ZM253 87H251L250 89L249 88H246V87H244L243 89H241V90H237V92H239L238 94L239 95H241V94H243V95H245L246 96V98H245V96H243V95H241L242 97H244V98H242L241 99V96H240V98L238 97V94H236V93H234V95L236 96V98H235V96H234V98H235V100L233 101V99H232V101L230 102L229 101V99H226L227 98V96H229V95H227V94H231V93H229V91L231 92V90H229L228 88H222L223 90L225 89L226 91H228V93H226V91L224 92V94L226 93V95L227 96H225L224 98H225V102H224V98L222 97L223 95H220V92L221 93H223L222 92V90H221V88H219L220 90L218 91L217 90V92L219 93V95H217V93H214V90L216 91V89L214 88V90H212V92L214 93V94H212V93H210V97L211 98H207V96H206V98L205 99H207L206 101L207 102H205V103H203V105L205 104H209L210 105V107H212L214 110H215V112H216V117H221L222 115V119L224 120V117L226 118L227 116H229V118H230V115L232 116L233 114H235L236 112H241L242 111V109H244L245 107L244 106H248L247 107V111L248 110H250L251 111V113H249L250 111H248V112H246L248 115H253L254 117V119L256 118V119H259V116L260 117H262V115H264V89H262V91L261 90H257V88H256V90L254 89L253 90ZM260 87V86H259ZM263 87V86H262ZM4 88V87H3ZM16 88V87H15ZM27 88V87H26ZM37 88V87H36ZM35 88V89H36ZM43 88V87H42ZM61 88V87H60ZM59 88V89H60ZM63 88H64V86H63ZM67 88V87H66ZM69 88V87H68ZM73 88V87H72ZM79 88V87H78ZM102 88V87H101ZM106 88H107V86H106ZM105 88V89H106ZM108 88H110V87H108ZM115 88V89H116ZM118 88H120V87H118ZM239 88H240V86H239ZM242 88V87H241ZM255 88V87H254ZM17 89L19 90V87H17ZM22 89V88H21ZM24 89V88H23ZM29 89V88H28ZM32 89V88H31ZM88 89V88H87ZM98 89H99V87H98ZM167 89V88H166ZM179 89V88H178ZM182 88H180V90H181ZM200 89V88H199ZM204 89H205V91L207 90L205 87L203 88V91H204ZM209 89H212V88H210V86H209ZM258 89H260V88H258ZM1 90V89H0ZM14 90V89H13ZM40 90H41V87H40ZM39 90V91H40ZM52 90V89H51ZM50 90V91H51ZM58 90V89H57ZM67 90V89H66ZM70 90V89H69ZM74 90V89H73ZM84 90V89H83ZM91 90V89H90ZM114 90V89H113ZM173 90V89H172ZM185 90H187V89H185ZM233 90H235V87L233 88ZM252 90H253V93H252ZM24 91V90H23ZM31 91V90H30ZM43 91H45V90H43ZM47 91V90H46ZM45 91V92H46ZM48 91H49V87H48ZM63 91V90H62ZM89 91V90H88ZM87 91V92H88ZM100 91V90H99ZM108 91V90H107ZM112 91V90H111ZM177 91V90H176ZM189 91V90H188ZM190 91H191V89H190ZM202 91V92H203ZM205 91H204V93H205ZM236 91V90H235ZM234 91V92H235ZM248 91H251V92H249L248 93ZM1 92V91H0ZM4 92V91H3ZM3 92L1 93V94H3ZM21 92V91H20ZM45 92L43 93V92H41V93H43V94H45ZM65 92V91H64ZM63 92V93H64ZM70 92V91H69ZM83 92V91H82ZM92 92V91H91ZM101 92H103L102 90H101ZM108 92H110V90L108 91ZM118 91H116V93H117ZM172 92V91H171ZM185 92V91H184ZM187 92V91H186ZM196 92V91H195ZM199 92V91H198ZM254 92H255V95H254ZM8 93V92H7ZM12 93V91L9 93V94H11ZM18 93V92H17ZM22 93V92H21ZM25 93V92H24ZM27 93V92H26ZM32 93H34V92H32ZM47 93V92H46ZM54 93H55V91H54ZM62 93V94H63ZM67 93V92H66ZM81 93V92H80ZM96 93V92H95ZM100 93V92H99ZM107 93V92H106ZM114 93V92H113ZM164 93V92H163ZM165 93H168V92H165ZM179 93V92H178ZM203 93V94H204ZM208 93V92H207ZM208 93V94H209ZM0 94V95H1ZM8 94V95H9ZM23 94V93H22ZM29 94V93H28ZM37 94V93H36ZM39 94V93H38ZM69 94V93H68ZM118 94H119V92H118ZM118 94H115V95H117V97H119V95ZM172 94H174V93H172ZM181 94V96L182 95H184V94H182V92L180 93ZM186 94H189V93H186ZM185 94V95H186ZM233 94V93H232ZM231 94V95H232ZM21 94H19V96H20ZM24 95V94H23ZM51 95V94H50ZM71 95V94H70ZM69 95V96H70ZM81 95V94H80ZM164 95V94H163ZM176 95V94H175ZM185 95H184V97H185ZM195 95V94H194ZM193 95V96H194ZM198 95V94H197ZM206 95V94H205ZM204 95V96H205ZM6 96V95H5ZM13 96V95H12ZM36 96V95H35ZM38 96V95H37ZM41 96H44V98L46 97V95H41ZM51 96H53V95H51ZM63 96H65V95H63ZM69 96H68V99H69ZM86 96V95H85ZM108 96H111V95H109L108 94ZM174 96V95H173ZM176 96H178V95H176ZM198 96H200V95H198ZM198 96H196L197 98H198ZM3 97V96H2ZM14 97H16L15 95H14ZM17 97H18V95H17ZM22 97V96H21ZM24 97V96H23ZM28 97V96H27ZM116 97V98H117ZM180 97V96H179ZM179 97H178V99H179ZM183 97V96H182ZM187 97V96H186ZM188 97H189V95H188ZM231 97V96H230ZM238 97V98H237ZM7 98V97H6ZM9 98V97H8ZM26 98V97H25ZM29 98V97H28ZM33 98V97H32ZM43 98V97H42ZM71 98V97H70ZM75 98V97H74ZM94 98V97H93ZM107 98V97H106ZM111 98V97H110ZM167 99L169 98L168 96L166 97ZM172 98H174V97H172ZM176 98V97H175ZM181 98V97H180ZM21 99V98H20ZM39 99V98H38ZM61 99V98H60ZM63 99V98H62ZM65 99H67V98H65ZM73 99V98H72ZM89 99H91V100H93L92 98H89ZM100 99H102V98H100ZM119 99V98H118ZM190 99H191V97H190ZM194 99V98H193ZM192 99V100H193ZM202 99V98H201ZM5 100V99H4ZM16 100V99H15ZM24 100V99H23ZM26 100V99H25ZM33 100V99H32ZM82 100V99H81ZM86 100V99H85ZM91 100H89V101H91ZM162 100V99H161ZM169 100V99H168ZM174 100V99H173ZM200 100V99H199ZM229 102H228V101ZM12 101V100H11ZM28 101V100H27ZM72 101V100H71ZM95 101H96V99H95ZM103 101H105V99L103 100ZM180 101V100H179ZM186 101V100H185ZM191 101V100H190ZM4 102V101H3ZM20 102V101H19ZM21 102H22V100H21ZM31 102V101H30ZM59 102V101H58ZM70 102V101H69ZM77 102H79V101H77ZM88 102V101H87ZM106 102V101H105ZM166 102H167V100H166ZM169 102V101H168ZM170 102H171V100H170ZM175 102V101H174ZM173 102V103H174ZM197 102H198V100H197ZM199 102H201V101H199ZM227 102H228V105H231L232 104V102H234L233 103V105L231 106V107H233L234 105H235V109L237 110H230L231 112L232 111H236L235 113L233 112L232 114H230L229 115V113H230V111L228 110V109H226V108H228V105H227ZM7 103H8V101H7ZM13 103V102H12ZM11 103V104H12ZM24 103H26V102H23V104ZM40 103V102H39ZM52 103H54V102H52ZM51 103V104H52ZM63 103V102H62ZM86 103V102H85ZM95 103V102H94ZM101 103V102H100ZM158 103H161L160 101L158 102ZM184 103V102H183ZM189 103V102H188ZM230 103V104H229ZM6 104V103H5ZM21 104V103H20ZM29 104V103H28ZM32 104V103H31ZM34 104V103H33ZM41 104V103H40ZM55 104V103H54ZM89 104H91V103H89ZM106 104V103H105ZM116 104V103H115ZM154 104H156V103H154ZM163 104V103H162ZM161 104V105H162ZM171 104H172V102H171ZM192 104H194V102L192 103ZM202 104V103H201ZM8 105V104H7ZM15 105V104H14ZM26 105V104H25ZM47 105V104H46ZM81 105V104H80ZM87 105V104H86ZM170 105V104H169ZM188 105V104H187ZM190 105H191V103H190ZM195 105V104H194ZM204 105V106H205ZM226 105H227V107H226ZM2 106V105H1ZM5 106V105H4ZM3 106V107H4ZM11 106V105H10ZM17 106V105H16ZM16 106H13V107H16ZM18 106H19V104H18ZM24 106V105H23ZM29 106V105H28ZM27 106V107H28ZM30 106H32V105H30ZM40 106V105H39ZM76 106V105H75ZM78 106V105H77ZM90 106V105H89ZM104 106V105H103ZM102 106V107H103ZM112 106H114L113 104H112ZM111 106V107H112ZM116 106H117V104H116ZM164 106V105H163ZM167 106V105H166ZM165 106V107H166ZM202 107L203 108V110H204V112L207 114V110H206V108H207V106H205V107ZM12 107V108H13ZM65 107V106H64ZM68 107V106H67ZM94 107V106H93ZM93 107H91L92 109H93ZM99 107V106H98ZM193 107H195V106H193ZM196 107H197V105H196ZM199 107H200V105H199ZM200 107V108H201ZM226 107V108H225ZM2 108V107H1ZM26 108V107H25ZM33 108V107H32ZM39 108V107H38ZM43 108H44V106H43ZM61 108V107H60ZM76 108V107H75ZM86 108H87V106L85 107V110H86ZM114 108V107H113ZM112 108V109H113ZM160 108V107H159ZM173 108V107H172ZM208 108H209V106H208ZM207 108V109H208ZM218 108H220V109H218ZM225 108V109H224ZM249 108V109H248ZM3 109V108H2ZM1 109V111L3 112V110ZM14 109H16V108H14ZM21 109V108H20ZM23 109H24V107H23ZM36 109V108H35ZM59 109V108H58ZM62 109H64V108H62ZM71 109V108H70ZM82 109V108H81ZM88 110H89V108H87ZM95 109V108H94ZM116 109V108H115ZM163 109V108H162ZM168 109V108H167ZM171 109V108H170ZM174 109V108H173ZM199 109V108H198ZM211 109V108H210ZM233 109V108H232ZM7 110V109H6ZM19 110V109H18ZM33 111H34V109H32ZM53 110H55V109H53ZM66 110H67V108H66ZM69 110V109H68ZM72 110V109H71ZM153 110V109H152ZM155 110V109H154ZM165 110H166V108H165ZM172 110V109H171ZM188 110H189V107H188ZM191 110V109H190ZM200 110H202V109H200ZM212 110V109H211ZM223 110V111H222ZM224 110H228L227 111V113L226 114H224L223 112H226V111H224ZM246 110V109H245ZM4 111H5V109H4ZM9 111V110H8ZM14 111V110H13ZM19 111H21V110H19ZM29 111H30V109H29ZM76 111H78L77 109H76ZM81 111H83V109L81 110ZM160 111H162L161 109H160ZM194 111H195V108H194ZM209 111V110H208ZM213 111V110H212ZM212 111H209V112H212ZM14 112H16V111H14ZM13 112V113H14ZM26 112V111H25ZM25 112H24V114H25ZM28 112V111H27ZM53 112V111H52ZM54 112H56V111H54ZM61 112V111H60ZM71 112V111H70ZM84 112V111H83ZM86 112V111H85ZM168 111L166 110V113H167ZM190 112V111H189ZM199 112V111H198ZM202 112V111H201ZM208 112V113H209ZM219 112H222L223 114L220 116V115H218L219 114ZM229 112V113H228ZM1 113V112H0ZM10 113V112H9ZM18 113V112H17ZM21 113V112H20ZM19 113V114H20ZM29 113V112H28ZM37 113V112H36ZM44 113H45V111H44ZM58 113V112H57ZM62 113V112H61ZM89 113H91V112H89ZM157 113H159V110H158V112ZM157 113H155L156 114V116H154V117H156V125H158L157 126V128L159 129V131H158V133H156L157 135H158V137L157 138H159L155 143H159L158 144V146H160L159 147V149L158 150H160V148L162 149V144H163V150L165 151V149H168V152L171 150L170 148L174 145H172V146H170L171 145V143H174L175 141H176V139H177V131H176V129H171L170 127H172V126H170V127H168V125L166 126H162L163 124H168V123H161V121H164V119L162 118V116H160L159 114L157 115ZM165 113V112H164ZM172 113V112H171ZM192 113V112H191ZM196 113V112H195ZM245 113V114H246ZM6 114H7V112H6ZM16 114V113H15ZM31 114V113H30ZM29 114V115H30ZM65 114V113H64ZM76 114V113H75ZM80 114V113H79ZM79 114H76V115H79ZM82 114V113H81ZM86 114V113H85ZM154 114V113H153ZM168 114H170V113H168ZM168 114H166L167 116H168ZM177 114V113H176ZM183 114V113H182ZM203 114V113H202ZM202 114H200V118H201V115ZM212 114H215L214 112H212ZM212 114H211V116H212ZM221 114V113H220ZM244 114V111H242V114H241V116ZM245 115V117H249L250 118V116H248V115ZM1 115V114H0ZM5 115V114H4ZM9 115V114H8ZM26 115V114H25ZM28 115V116H29ZM36 115V114H35ZM48 115V114H47ZM84 115V114H83ZM198 115V114H197ZM210 115V114H209ZM226 115V116H225ZM237 115H238V113H237ZM38 116V115H37ZM57 116V115H56ZM68 116H69V113H68ZM145 116V115H144ZM143 116V117H144ZM152 116V115H151ZM170 116V115H169ZM168 116V117H169ZM173 116H174V114H173ZM172 116V117H173ZM176 116V115H175ZM205 116H207V115H205ZM204 115H202V118H204L205 117ZM234 116V115H233ZM233 116L231 117V120L233 119ZM15 117V116H14ZM14 117H12V120H13V118ZM27 117V116H26ZM40 117V116H39ZM61 117V116H60ZM80 117V116H79ZM84 116H82L81 118H83ZM87 117V116H86ZM93 117V116H92ZM164 117H165V115H164ZM168 117H167V119H168ZM178 117V116H177ZM192 117V116H191ZM196 117V116H195ZM210 117V116H209ZM213 117H215V115L213 116ZM212 117V118H213ZM238 117H239V115H238ZM236 118V119H240V118ZM244 117V118H245ZM252 117V116H251ZM23 118V117H22ZM28 118V117H27ZM32 118L34 119L35 117H33L32 116ZM38 118V117H37ZM52 118V117H51ZM58 118V117H57ZM72 118V117H71ZM95 118V117H94ZM94 118H92V119H94ZM174 118V117H173ZM179 118V117H178ZM193 118V117H192ZM201 118V119H202ZM206 118V117H205ZM218 118H215V119H218ZM226 119V121L228 120V123L231 121L230 119ZM251 119L252 121L254 120V119ZM263 119H264V117H262ZM262 118H260V119H262ZM2 119V118H1ZM42 119V118H41ZM48 119V118H47ZM89 119H90V117H89ZM142 119V118H141ZM150 119V118H149ZM153 119H155V118H153ZM163 119V120H162ZM166 119V118H165ZM196 119V118H195ZM208 119V118H207ZM220 120H221V118H219ZM234 119H235V117H234ZM234 119H233V121H234ZM247 119V118H246ZM5 120V119H4ZM3 120V121H4ZM6 120H7V118H6ZM12 120H11V122H12ZM22 120V119H21ZM25 120V119H24ZM31 120V119H30ZM29 120V121H30ZM62 120V119H61ZM67 120H68V118H67ZM85 120H86V118H85ZM88 120V119H87ZM152 120V119H151ZM179 121H180V119H178ZM220 120L218 121L217 120V122L216 123H218V122H220ZM240 120H243L242 118L240 119ZM37 121V120H36ZM36 121H34V123L36 122ZM54 121V120H53ZM150 121V120H149ZM167 120H165V122H166ZM174 121H175V119H174ZM183 121V120H182ZM187 121V120H186ZM198 121H199V119H198ZM207 121H209V120H207ZM216 121V120H215ZM245 121L246 120H243V122L245 123ZM256 121H258V120H256ZM259 121H263V120H259ZM10 122V123H11ZM13 122H14V120H13ZM17 122H18V120H17ZM32 122V121H31ZM55 122V121H54ZM61 121H59V123H60ZM88 121H86V123H87ZM168 122H169V119H168ZM213 124H214V118H213ZM232 122V121H231ZM238 122V121H237ZM236 122V123H237ZM255 122V121H254ZM261 122H259V123H261ZM264 122V121H263ZM262 122V123H263ZM0 123H3V122H0ZM23 123V122H22ZM27 123V122H26ZM25 123V124H26ZM34 123H33V125H34ZM37 123H39V122H37ZM80 123V122H79ZM150 123V122H149ZM170 123H172V122H170ZM175 123V122H174ZM187 125H188V127H189V122L187 121ZM191 123H192V121H191ZM195 123V122H194ZM216 123H215V125H216ZM221 123H223L224 124V122H221ZM220 123V124H221ZM227 123V122H226ZM227 123V124H228ZM233 123V126H232V132H233V135H232V133H230V131H228L229 130V128L228 129H226V131L228 132V133H230V134H227V136H226V134H223L225 131L223 130V132H222V136H219V137H215V139H216V141L215 140H213L214 141V143H212V142H210V144H205V143H202L203 141H201V144H200V142L198 143L197 142V140H199V139H197L196 140V142L198 143V148H195L194 146V148L195 149H193L194 150V153H193V155H192V151H191V154H189V157H188V159H184L182 156L180 157L179 156V152H177V158L175 157V156H173L172 157V159L170 158H168V155H170L171 153H168V155H167V160L165 159L166 157H163L164 159L163 160H165L166 161V164H164L163 166L164 167H166V166H168L167 167V171H165V169H164V167L162 166V164L165 162V161H163L162 159H161V162L162 163H160L161 165V167L163 168H161V170H164L165 172H160L161 173V179H160V181H159V179H158V181L159 182H157V183H154V180L151 178V181H150V183L149 182H147V184H149V185H146V183H144V180H143V183H140V182H142V181H140L139 183H140V185H139V187H138V192H139V195L137 196V197H139L140 198V204H141V206H139V208H140V210L138 211V226H139V228H140V232H141V234H142V237L141 238H139L140 239V242H141V244H139L138 246L140 247H142L143 248V246H144V248H145V245H143L142 246V244L143 243H145V241L143 240L144 238H145V234L147 233L146 232V228H149V227H151V228H153V227H156L157 226V228H154V229H158L159 228V230H160V232H161V234H159L160 235V237H161V235H162V244H160L161 245V247H158V249H156V246H154V248L156 249V253H154L155 251L154 250H152V252L154 253H152V255H151V253L149 254V255H151V258L149 257V256H147L148 258H150L149 259V263H150V261H156V263H159V264H178V263H180V261L183 259L184 261H186V259L188 260V258L190 257V259H192L191 257H196V259H201V260H199V261H196V259H194L195 260V262L196 263H198V262H200L201 264L202 263H204L203 261H206V262H208V263H206V264H251V263H255V262H257V264L260 262V263H262V261L264 260V133H263V131H262V134H260V135H258V136H252V138H247V137H245V135H244V133L242 132V134L240 135V139H238V138H236L235 137V132L233 131V130H235V128H236V125L238 124H234V122H232ZM232 123H231V125H232ZM261 123V124H262ZM7 124V123H6ZM15 124V123H14ZM31 124V123H30ZM30 124H28V125H30ZM89 124V123H88ZM92 124H93V122H92ZM145 124V123H144ZM154 124V123H153ZM162 124V125H161ZM197 124H199V123H197ZM194 125L195 126V128L197 127V129H198V127H200V126H202L201 124H200V126L199 125ZM239 124H241L242 126H244L242 123H239ZM246 124H248V122L246 123ZM261 124H258V126L259 125H261ZM10 125H12V124H10ZM9 125V126H10ZM16 125H17V123H16ZM15 125V126H16ZM19 125V124H18ZM23 125H24V123H23ZM27 125V126H28ZM32 125V126H33ZM54 125V124H53ZM66 125V124H65ZM155 125V124H154ZM170 125V124H169ZM176 125H177V123H176ZM184 125V124H183ZM192 125V124H191ZM205 125H207V127H208V125H209V123L208 124H205ZM204 125V122H203V126L204 127H201V129H203V128H205L206 126ZM219 125V124H218ZM230 125V126H231ZM234 125H235V127H234ZM263 125V124H262ZM2 126V125H1ZM8 126V125H7ZM14 126V127H15ZM39 126V125H38ZM38 126H36V127H38ZM56 126V125H55ZM150 126V125H149ZM153 126V125H152ZM179 126V125H178ZM210 126H211V124H210ZM213 126V125H212ZM221 126H222V124H221ZM225 126H226V124H225ZM240 126V125H239ZM239 126H237V127H239ZM242 126H240V128L242 127ZM245 126H247V125H245ZM250 126V125H249ZM30 127V126H29ZM46 127V126H45ZM90 127V126H89ZM156 127V126H155ZM185 127V126H184ZM191 127V126H190ZM189 127V128H190ZM192 127H193V125H192ZM191 127V128H192ZM206 127V128H207ZM216 127H217V125H216ZM224 127V126H223ZM227 127H229V125H227ZM227 127H224L223 129H225V128H227ZM263 127H264V125H263ZM2 128H4V127H2ZM13 128V127H12ZM18 128H20V127H18ZM34 128V127H33ZM32 128V129H33ZM48 128V127H47ZM46 128V129H47ZM52 128H54L53 126H52ZM57 128V127H56ZM69 128V127H68ZM145 128V127H144ZM143 128V129H144ZM175 128V127H174ZM177 128V127H176ZM179 128V127H178ZM190 128V129H191ZM209 128H211V127H209ZM221 129H222V127H220ZM220 128H218L220 131H221V129ZM258 128V127H257ZM261 128H262V126H261ZM5 129V128H4ZM8 129H9V127H8ZM17 129V128H16ZM15 129V130H16ZM21 129V128H20ZM26 129V128H25ZM28 129V128H27ZM31 129V128H30ZM35 129V128H34ZM45 129V130H46ZM88 129V128H87ZM153 129V128H152ZM154 129H156V128H154ZM153 129V130H154ZM181 129V124H180V128H179V130ZM197 129H195V131L197 130ZM200 129V128H199ZM213 129H215V128H213ZM237 129V128H236ZM242 129H244V128H242ZM255 129V128H254ZM23 130V129H22ZM45 130H44V132H45ZM49 130V129H48ZM76 130V129H75ZM153 130H151V132H153ZM187 130V129H186ZM185 130V131H186ZM192 130H193V128H192ZM206 130V129H205ZM208 130V129H207ZM211 130H212V128H211ZM219 130H217V131H219ZM248 130V129H247ZM259 130V129H258ZM264 130V129H263ZM9 132H10V129L8 130ZM16 131H18V130H16ZM33 131V130H32ZM59 131V130H58ZM143 131V130H142ZM145 131H147V130H144V132ZM194 131V130H193ZM194 131V132H195ZM199 131V130H198ZM202 131V130H201ZM209 131V130H208ZM215 132H213V133H216V130H214ZM245 131V130H244ZM9 132H8V134H9ZM48 132H50V131H48ZM52 132V131H51ZM155 132H156V130H155ZM181 132H183V130L181 131ZM180 132V133H181ZM187 132V131H186ZM192 132V131H191ZM210 132V131H209ZM239 132H240V129H239ZM256 132V131H255ZM5 133V132H4ZM35 133V132H34ZM88 133V132H87ZM199 133H200V131H199ZM198 133V134H199ZM218 134L217 135H219V132H217ZM236 133H237V131H236ZM13 134V133H12ZM18 134V133H17ZM54 134V133H53ZM145 134V133H144ZM179 134V133H178ZM196 134V133H195ZM211 134V133H210ZM235 134V135H234ZM239 134V133H238ZM4 135V134H3ZM15 135H16V133H15ZM35 135V134H34ZM58 135V134H57ZM152 135H153V133H152ZM155 135V134H154ZM201 135V134H200ZM207 135V134H206ZM211 135H215V134H211ZM216 135V136H217ZM229 135H232V137L230 136V138H228V136ZM5 136H6V133H5ZM5 136H4V138H5ZM26 136H27V134H26ZM140 136H142V135H140ZM203 136V135H202ZM250 136H251V134H250ZM1 137V136H0ZM9 137H10V135H9ZM12 137H14L13 135H12ZM53 137H54V135H53ZM142 137H144V135L142 136ZM151 137V136H150ZM155 137V136H154ZM193 137H195V136H193ZM199 137V136H198ZM208 137V136H207ZM211 137V136H210ZM15 138V137H14ZM19 138V137H18ZM27 138V137H26ZM152 138V137H151ZM202 138V137H201ZM212 138V137H211ZM253 138H255V140H253ZM8 139V138H7ZM13 139V138H12ZM182 139V138H181ZM196 139V138H195ZM213 139V138H212ZM211 139V140H212ZM6 140V139H5ZM9 140V139H8ZM13 140H15V139H13ZM141 140H143L142 138H141ZM209 140V139H208ZM210 140V141H211ZM256 140L258 141V142H256ZM23 141V140H22ZM21 141V142H22ZM145 141H146V139H145ZM4 142V141H3ZM14 142V141H13ZM16 142V141H15ZM140 142V141H139ZM186 142V141H185ZM184 142V143H185ZM189 142V141H188ZM209 142V141H208ZM11 143V142H10ZM146 143V142H145ZM155 143H154V145H155ZM182 143V142H181ZM180 143V144H181ZM212 143V144H211ZM0 144H2V143H0ZM9 144V143H8ZM22 144V143H21ZM140 145H139V148H138V152H139V154H138V152H137V156H141V157H143V160H144V158H145V150H146V148H145V146L143 145V142L141 141V143H139ZM150 144V143H149ZM178 144H179V142H178ZM189 144V143H188ZM255 144H256V147H255ZM14 145V144H13ZM146 145H147V143H146ZM183 146H184V144H182ZM195 145V144H194ZM3 146V145H2ZM4 146H6V145H4ZM11 146V145H10ZM17 146V145H16ZM15 146V147H16ZM87 146V145H86ZM100 146V145H99ZM152 146H153V143H152ZM1 147V146H0ZM14 147V148H15ZM23 147V146H22ZM148 147V146H147ZM174 147H175V145H174ZM178 147V146H177ZM7 148V147H6ZM18 148V147H17ZM80 148V147H79ZM151 148V150H153L152 149V147H150ZM165 148V149H164ZM181 148V147H180ZM180 148H178V150L180 149ZM183 148V147H182ZM185 148V147H184ZM187 148H188V146H187ZM10 149V148H9ZM22 149V148H21ZM149 149V148H148ZM177 149V148H176ZM190 149V148H189ZM17 150V149H16ZM185 150H186V148H185ZM14 151V150H13ZM22 151V150H21ZM156 151V150H155ZM155 151L153 152V153H155ZM161 151V150H160ZM167 151V150H166ZM166 151L164 152V153H166ZM173 151V150H172ZM177 151V150H176ZM182 151V150H181ZM180 151V152H181ZM184 151V150H183ZM3 152V151H2ZM24 152V151H23ZM84 152V151H83ZM158 152V151H157ZM189 152V151H188ZM5 153H6V151H5ZM18 153V152H17ZM17 153H15V154H17ZM20 153V152H19ZM26 153V152H25ZM43 153V152H42ZM90 153V152H89ZM147 153V152H146ZM152 153V152H151ZM190 153V152H189ZM235 153H236V155H235ZM8 154V153H7ZM24 154V153H23ZM46 154H47V152H46ZM149 154V153H148ZM159 154V153H158ZM173 154V153H172ZM171 154V155H172ZM183 154V153H182ZM234 154V156H238L237 158H239V160H240V156H241V161L242 162H239V164H238V159H237V161H235L236 159L235 158H233V160H232V162L234 163L233 165H235V163L238 165V167H235V166H233L232 165V167L231 166H228V167H226L225 165H222V161L224 162V164H225V162H228L227 164L229 165V161L227 160L229 157L231 158L232 157V155ZM0 155H1V153H0ZM34 155V154H33ZM153 156L155 155V154H152ZM161 155V154H160ZM191 155V156H190ZM231 155V156H230ZM3 156V155H2ZM1 156V157H2ZM5 156H6V154H5ZM15 156V155H14ZM23 156V155H22ZM40 156V155H39ZM166 156V155H165ZM188 156V155H187ZM186 156V157H187ZM0 157V159H2ZM43 157V156H42ZM147 157H148V155H147ZM162 157V156H161ZM160 157V158H161ZM170 157V156H169ZM176 158V160H175V158ZM228 157V158H227ZM5 158V157H4ZM15 158V157H14ZM22 158V157H21ZM41 158V157H40ZM153 158V157H152ZM155 158V157H154ZM7 159V158H6ZM17 159V158H16ZM37 159H39V158H37ZM92 159V161H93V158H91ZM90 159V160H91ZM142 159V158H141ZM147 159V158H146ZM232 159V158H231ZM235 159V160H234ZM9 160V159H8ZM23 160V159H22ZM53 160V159H52ZM139 160H140V157H139ZM154 160V159H153ZM152 160V161H153ZM36 161V160H35ZM38 161V160H37ZM40 161V160H39ZM38 161V162H39ZM72 161V160H71ZM96 161V160H95ZM142 161V160H141ZM148 161V160H147ZM155 161V160H154ZM4 162V161H3ZM5 162H6V160H5ZM11 162H12V160H11ZM14 162H16V161H14ZM18 162H19V159H18ZM18 162H16V163H18ZM48 162V161H47ZM56 162V161H55ZM140 162V161H139ZM142 162H144V161H142ZM139 163V165L138 166H140V172H141V174L144 172H147L146 170H148L149 169V167H147L148 165H150V164H152V162L150 163V161L148 162V163H150V164H148V163H146V164H144V163ZM156 162V161H155ZM160 162V161H159ZM230 162H231V160H230ZM232 162H231V164H232ZM254 162V163H253ZM9 163V162H8ZM97 163H99V162H97ZM4 163H2V165H3ZM12 164H14V163H12ZM39 164V163H38ZM52 164V163H51ZM148 164V165H147ZM158 164V163H157ZM156 164V165H157ZM5 165V164H4ZM4 165H3V167H4ZM10 165H11V163H10ZM18 165V164H17ZM42 165V164H41ZM46 165H47V163H46ZM54 165V164H53ZM102 165V164H101ZM145 165V166H144ZM147 165V166H146ZM153 165V164H152ZM236 165V166H237ZM8 166V165H7ZM16 166V165H15ZM20 166V165H19ZM18 166V167H19ZM22 166V165H21ZM50 166V165H49ZM56 166V165H55ZM63 166V165H62ZM66 166H68V165H66ZM91 165L89 164V167H90ZM155 166V165H154ZM222 166H225V167H222ZM253 166V168H251ZM1 167V166H0ZM6 167V166H5ZM17 167V166H16ZM39 167V166H38ZM52 167V166H51ZM69 167H71V166H69ZM78 167V166H77ZM93 167V166H92ZM147 168V169H145V168ZM153 167V166H152ZM158 167V166H157ZM220 167L222 168V169H220ZM11 168V167H10ZM34 168V167H33ZM150 168H151V165H150ZM154 168V167H153ZM169 168V169H168ZM225 168V171H222L223 169ZM1 169V168H0ZM11 169H13V168H11ZM11 169H9V170H11ZM18 169V168H17ZM40 169V168H39ZM42 169V168H41ZM52 169H54V168H52ZM51 169V170H52ZM92 169H94V168H92ZM1 170H3V169H1ZM65 170V169H64ZM145 170V171H144ZM155 170V169H154ZM229 170V171H228ZM5 171H8V170H6L5 169ZM55 171V170H54ZM84 171V170H83ZM89 171V170H88ZM93 171H95V170H93ZM149 171H150V169H149ZM156 171V170H155ZM228 171V172H227ZM9 172H11V171H9ZM17 172V171H16ZM61 172V171H60ZM2 173H3V171H2ZM5 173V172H4ZM32 173H35V172H32ZM86 173V172H85ZM89 172H87V174H88ZM96 173V172H95ZM143 173V174H144ZM156 173V172H155ZM30 175H31V173H29ZM62 174V173H61ZM86 174V175H87ZM92 174H94V173H90V175H92ZM97 174V173H96ZM99 174V173H98ZM89 175V174H88ZM87 175V176H88ZM89 175V176H90ZM155 175V174H154ZM159 175V174H158ZM182 175L183 176H185V179H186V177L187 178H189L190 179V183H191V186L192 187H194V185H196L195 183L197 182L196 181V178H200V180H201V178H202V180H204L203 179V177L205 178H207V180H209L210 181V179H211V182L210 183H212L213 182V184H210V185H212V187L210 186V185H208V186H206L207 187V189H206V191H202V196H197L196 195V193H195V189H193V191H191L192 193H193V195L191 194V193H188L187 192V194L188 195H190L191 197L193 196V198H192V200L191 199H187V197L188 196H186V191H185V196L182 194V196L180 195V192H181V188L183 189V186L180 188V183L183 181H181V178H182ZM4 176V175H3ZM52 176V175H51ZM86 176V177H87ZM94 176V175H93ZM99 176V175H98ZM97 176V177H98ZM143 176V175H142ZM175 176H177V177H179V176H181V178H180V183H178L179 182V180L178 181H176V177ZM18 177V176H17ZM56 177V176H55ZM60 177V176H59ZM91 177V176H90ZM145 177V176H144ZM4 178V177H3ZM29 178V177H28ZM95 178H96V176H95ZM104 178V177H103ZM143 178V177H142ZM156 178V177H155ZM154 178V179H155ZM175 178V179H174ZM184 178V177H183ZM30 179V178H29ZM94 178L92 177V180H90V179H88V178H85V179H83V180H87V182H90L91 181V183L93 184V181H94V183H95V192L94 193H96V199H94L93 198V201H95V205L97 206V203L99 202L98 200L101 198V200L100 201H102L104 198H103V196L100 194L101 193V191H103V189L104 188H101V191H100V186L102 187V183L100 184V181L97 179V181H95V180H93ZM178 179V178H177ZM243 179H245L246 181V183H247V191L245 190L244 192L241 190L243 187H242V185H243ZM2 180V179H1ZM188 179H186V181H187ZM232 181V183H233V190H231V191H233V193H230V190L229 191H227L226 192V188L228 187L227 185H228V182L229 181ZM3 181H4V179H3ZM32 181V180H31ZM49 181H50V179H49ZM81 181V180H80ZM149 181V180H148ZM185 181V182H186ZM82 182V181H81ZM98 182V183H97ZM161 182V185L162 184H164V182H165V187H167V188H165L164 187V189L163 188H161V190L163 191H161L162 193H160V195H157V193L156 194H154L153 192L155 191V189H157V187H159V183ZM4 183H5V181H4ZM52 183V182H51ZM53 183H54V181H53ZM183 183H184V181H183ZM183 183H182V185H183ZM187 183H189V181H187ZM187 183H184V184H186L187 185ZM6 184V183H5ZM29 184V183H28ZM33 184V183H32ZM39 184V183H38ZM85 184H86V181H85ZM156 184H158V185H156ZM11 185V184H10ZM47 185V184H46ZM45 185V186H46ZM49 185V184H48ZM89 185V184H88ZM91 185V184H90ZM2 186V185H1ZM42 186V185H41ZM51 186V185H50ZM105 186V185H104ZM163 186V185H162ZM232 186V185H231ZM69 187H70V185H69ZM85 187V186H84ZM161 187V186H160ZM191 187V188H192ZM3 188V187H2ZM32 188V187H31ZM30 188V189H31ZM93 188H91L93 191H94V189ZM189 188V187H188ZM189 189V190H192V189ZM197 188V187H196ZM203 188H204V186H203ZM230 188V187H229ZM10 189V188H9ZM74 189V188H73ZM1 190V189H0ZM106 190H108V189H106ZM158 190H159V188H158ZM186 190H188L187 188H186ZM204 190V189H203ZM70 191V190H69ZM151 191V192H150ZM183 191H184V189L182 190V193H183ZM242 191V192H241ZM6 192V191H5ZM4 192V193H5ZM148 192H149V194H148ZM156 192V191H155ZM229 192V193H228ZM10 193V192H9ZM8 193V194H9ZM93 193V194H94ZM104 193V192H103ZM102 193V194H103ZM106 193V192H105ZM108 193V192H107ZM152 193V194H151ZM158 193V194H159ZM243 193V194H242ZM92 194V195H93ZM138 194V193H137ZM23 195V194H22ZM95 195V194H94ZM151 195V196H150ZM201 195V194H200ZM9 196V195H8ZM149 196V197H148ZM180 196H181V198H180ZM2 197V196H1ZM0 197V198H1ZM91 197H95V196H91ZM100 197V198H99ZM148 197V199L150 198V200H146L145 198H147ZM183 198H184V200H183ZM189 198V197H188ZM11 199V198H10ZM138 199V198H137ZM185 199H187L188 201H187V203H185ZM8 200V199H7ZM13 200V199H12ZM181 200H183V203L186 205L187 204V206H183L182 205V201ZM259 201V203L258 202H256V201ZM15 201V200H14ZM92 201V202H93ZM96 201H98V202H96ZM104 201V200H103ZM147 201H149L148 203H149V206H147ZM1 202V201H0ZM6 202V201H5ZM4 202V203H5ZM105 202V201H104ZM13 203V202H12ZM35 203V202H34ZM101 202H99L98 204H100ZM104 203H101V209H102V205H103ZM137 204H139V203H137ZM180 204L182 205V206H180ZM192 204H194V206L196 207V209H197V211L199 212V214H200V221H198L201 225H199V223H198V225H199V228H197V236H198V238H197V236H195V234L194 235H192L191 233V235H188V231L187 230H190V227H191V225H192V220H194L193 219V217H195L194 215H193V209H192ZM15 205H16V202H15ZM172 206V208H173V213H172V211L171 212H167L166 210H168L169 208H171V207H169V206ZM1 206V205H0ZM39 206V205H38ZM37 206V207H38ZM8 207V206H7ZM42 207V206H41ZM64 207V206H63ZM99 207V206H98ZM138 207V206H137ZM181 207V208H180ZM3 208V207H2ZM35 208V207H34ZM60 208H62V207H60ZM59 208V209H60ZM96 208V207H95ZM103 208H105V207H103ZM166 210H165V209ZM168 208V209H167ZM172 208L170 209V210H172ZM12 209H13V207H12ZM24 209V208H23ZM26 209V208H25ZM63 209V208H62ZM99 209H100V207H99ZM101 209H100V211L99 212H102L101 211ZM164 209V210H163ZM181 209V210H180ZM3 210H5V209H3ZM9 210V209H8ZM39 210H41V209H39ZM44 210V209H43ZM61 210V209H60ZM64 210H66V209H64ZM114 210V209H113ZM117 210V209H116ZM190 210H192V211H190ZM24 211V210H23ZM37 211V210H36ZM97 211H98V209H97ZM169 211V210H168ZM6 212V211H5ZM13 212V211H12ZM51 212V211H50ZM64 212V211H63ZM194 212H195V210H194ZM9 213H10V211H9ZM36 213H38V212H36ZM56 213V212H55ZM57 213H58V211H57ZM104 213H105V211H104ZM103 213V214H104ZM156 214L157 215V217L154 215V214ZM172 213V214H171ZM191 213V214H190ZM2 214H3V212H2ZM2 214H0V215H2ZM17 214H18V211H17ZM21 214V213H20ZM40 214V213H39ZM38 214V215H39ZM62 214V213H61ZM61 214H60V216H61ZM151 214V215H150ZM194 214H196V213H194ZM14 215V214H13ZM33 215V214H32ZM105 215V214H104ZM158 215H160V216H158ZM191 215H193L192 216V218H191ZM9 216V215H8ZM27 216V215H26ZM34 216V215H33ZM36 216V215H35ZM34 216V217H35ZM57 216H58V214H57ZM72 216V215H71ZM103 216V215H102ZM107 216V215H106ZM213 217L212 219H214V217L216 216V218L218 219H216L217 220V224H215V220H213V222L214 223H212V222H210L211 223V225H212V227H211V225H209L208 224V227L206 226L207 224H205V223H203V222H205V220L207 219L206 217ZM19 217V216H18ZM21 217V216H20ZM37 217V216H36ZM35 217V218H36ZM99 217V216H98ZM155 217V218H154ZM5 218V217H4ZM9 218V217H8ZM15 218V217H14ZM23 218H24V216H23ZM26 218V217H25ZM54 218V217H53ZM56 218V217H55ZM54 218V219H55ZM60 218V217H59ZM70 218H72V217H70ZM105 218V217H104ZM137 218V217H136ZM12 219V218H11ZM22 219V218H21ZM21 219H20V221H21ZM30 219V218H29ZM38 219V218H37ZM42 219V218H41ZM73 219V218H72ZM71 219V220H72ZM75 219V218H74ZM36 220V219H35ZM7 221V220H6ZM8 221H9V219H8ZM15 221H16V219H15ZM15 221H13V222H15ZM22 221H23V219H22ZM195 221H196V219H195ZM209 221H212V220H209ZM11 222V221H10ZM30 222V221H29ZM33 223H34V220L32 221ZM36 222V221H35ZM55 222V221H54ZM4 223V222H3ZM6 223V222H5ZM4 223V224H5ZM17 223V222H16ZM15 223V224H16ZM26 223V222H25ZM52 223V222H51ZM194 223V222H193ZM206 223H209V222H206ZM1 224H2V222H1ZM7 224V223H6ZM5 224V225H6ZM14 224V225H15ZM29 224V223H28ZM197 224V223H196ZM214 224V225H213ZM4 225V226H5ZM9 225V223L7 224V226ZM3 226V225H2ZM25 226V225H24ZM35 226V225H34ZM40 226V225H39ZM137 226V227H138ZM186 226H188L187 228H186ZM196 225L194 224V227H195ZM9 227H10V225H9ZM20 227V225L18 226V228ZM41 227V226H40ZM136 227V228H137ZM193 227V226H192ZM192 227H191V229H192ZM193 227V228H194ZM5 228V227H4ZM14 228V227H13ZM15 228H16V226H15ZM17 228V229H18ZM23 228V227H22ZM34 228V227H33ZM139 228H138V230H139ZM241 228V229H240ZM10 229V228H9ZM185 229H187V230H185ZM196 229V228H195ZM199 229V230H198ZM21 230V229H20ZM33 230V229H32ZM7 231H9L8 230V228H7ZM11 231V230H10ZM17 231V230H16ZM37 231V230H36ZM40 231V230H39ZM42 231V230H41ZM148 231H149V229H148ZM151 231V230H150ZM156 231H158V230H156ZM187 231V232H186ZM192 231V230H191ZM190 231V232H191ZM194 231L195 230H193V233H194ZM56 232H57V230H56ZM153 232H154V230H153ZM199 232V233H198ZM16 233V232H15ZM33 233V232H32ZM150 233V232H149ZM155 233V232H154ZM10 234V233H9ZM13 234V233H12ZM127 234V233H126ZM135 234V233H134ZM140 234V233H139ZM138 233H137V235H139ZM151 234V233H150ZM1 235H3V234H1ZM35 235V234H34ZM154 234H152V236H153ZM158 235V234H157ZM158 235V236H159ZM8 236V235H7ZM150 236V235H149ZM6 237V236H5ZM9 237V236H8ZM147 237H148V234H147ZM146 237V238H147ZM151 237V236H150ZM14 238V237H13ZM18 238V237H17ZM20 238V237H19ZM79 238V237H78ZM118 238V237H117ZM137 238V237H136ZM145 238V239H146ZM3 239V238H2ZM9 239V238H8ZM16 239V238H15ZM111 239V238H110ZM148 239V238H147ZM6 240V239H5ZM29 240V239H28ZM31 240V239H30ZM131 240V239H130ZM136 240V239H135ZM138 240V239H137ZM123 241V240H122ZM154 242L156 241V240H153ZM160 241V240H159ZM158 241V242H159ZM28 242V241H27ZM130 242V241H129ZM128 242V243H129ZM132 242V241H131ZM137 242H139V241H137ZM147 242V241H146ZM152 242V241H151ZM158 242H156V244L158 243ZM167 242H169V244L167 245L168 247H170L169 245H170V243L171 242H174L175 243V245H177L176 243H178V246H180L179 244L180 243H182V246L184 247V251H183V247H182V251H181V253L183 252V253H185L184 255L183 254H181L180 255V251H178V255H175L174 253V248H173V254H170L171 253V247H170V249H168L169 251H170V253L169 254H167L166 252L165 253H163L162 252V250H164L165 249V245H166V243ZM19 243V242H18ZM20 243H22V242H20ZM19 243V244H20ZM136 243V242H135ZM149 243V242H148ZM165 243V244H164ZM6 245V244H5ZM133 245H135V244H133ZM24 246V245H23ZM136 246H137V244H136ZM178 246H177V250H178ZM21 247V246H20ZM25 247V246H24ZM31 247V246H30ZM36 247V246H35ZM140 247V248H141ZM176 247V246H175ZM181 247V246H180ZM140 248H138L139 250H140ZM141 248V251L144 249H142ZM146 248H147V246H146ZM146 248L144 249V251H146ZM153 249V245H152V247L150 246V249ZM160 248V249H159ZM15 249V248H14ZM97 249V248H96ZM135 249V248H134ZM167 249V248H166ZM181 249V248H180ZM13 250V249H12ZM86 250V249H85ZM88 250V249H87ZM177 250H176V252H177ZM1 251V250H0ZM7 251V250H6ZM89 251V250H88ZM101 251V250H100ZM138 251V250H137ZM151 251V250H150ZM164 251H166V250H164ZM2 252V251H1ZM14 252H15V250H14ZM40 252V251H39ZM46 252H47V250H46ZM74 252V251H73ZM78 252V251H77ZM148 252V251H147ZM146 252V253H147ZM168 252V251H167ZM44 253V252H43ZM50 253V252H49ZM85 253V252H84ZM87 253V252H86ZM137 253V252H136ZM142 253V252H141ZM140 253V254H141ZM146 253H145V255H146ZM10 254V253H9ZM18 254V253H17ZM47 253H45V255H46ZM55 254V253H54ZM70 254H72V253H70ZM143 254H144V252H143ZM143 254H142V256H143ZM165 254H167V255H165ZM12 255H13V253H12ZM69 255V254H68ZM67 255V256H68ZM85 255V254H84ZM199 255V256H198ZM3 256V255H2ZM10 256V255H9ZM42 256V255H41ZM44 256V255H43ZM92 256V255H91ZM94 256V255H93ZM136 256V255H135ZM139 256V255H138ZM185 256H186V258H185ZM16 257H17V255H16ZM89 257V256H88ZM100 257V256H99ZM6 258V257H5ZM7 258H8V256H7ZM10 258V257H9ZM8 258V259H9ZM52 258V257H51ZM139 258V257H138ZM185 258V259H184ZM20 259V258H19ZM61 259V258H60ZM72 259V258H71ZM147 259V258H146ZM189 259V260H190ZM70 260V259H69ZM145 260V259H144ZM148 260V259H147ZM194 260H192V261H194ZM203 260V261H202ZM16 261V260H15ZM140 261V260H139ZM10 262V261H9ZM17 262V261H16ZM191 262V261H190ZM195 262H192V264H195ZM22 263V262H21ZM182 263H184V262H182ZM186 263H188L187 261H186ZM264 263V262H263ZM10 264V263H9ZM143 264V263H142ZM148 264V263H147ZM153 264V263H152ZM191 264V263H190ZM256 264V263H255Z\"/></svg>", "mask_w": 264, "mask_h": 264}]
</instances>
